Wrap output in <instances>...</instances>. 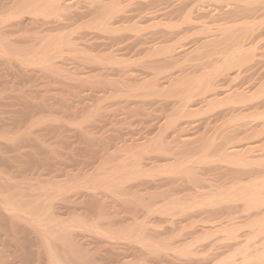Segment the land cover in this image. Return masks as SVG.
Here are the masks:
<instances>
[{
	"label": "rangeland",
	"instance_id": "374dc122",
	"mask_svg": "<svg viewBox=\"0 0 264 264\" xmlns=\"http://www.w3.org/2000/svg\"><path fill=\"white\" fill-rule=\"evenodd\" d=\"M61 2L63 3L64 7L63 6L62 7L64 8V10L62 8V9H59L60 11L57 12L52 8V10H50L51 11L50 14L54 13L55 14V15L53 14L54 16L52 14L50 15L49 12H46V11H49L48 9H51V7H48L47 5L43 6L44 8L42 7L43 9H41L42 12L40 11L39 13H37L38 15L35 18L36 23L34 20L35 15L31 16L30 13L25 14L27 18L31 19V17H33L31 20H34V22L31 24L32 26L31 25H30V27L28 26L29 28L27 29V33L29 30V33L31 32L30 34L29 33L26 34V32L22 31L23 26H15L16 24H13V23H15L16 19H15V17H13L14 19L12 18L11 23L15 27V29L13 28V31L11 33V44L13 45L12 48H14V49H12L13 52H14V50H16L14 52L16 54L17 49L19 51V49L22 47L21 49H23V48L24 49L23 50L20 49V52L25 51V53H27V51L29 50L31 45L35 44V43H29V42H37L38 43V41L40 42V40H43L44 44H45L44 46L47 47L46 52L49 53V56L47 58L48 59L50 58V60H48V59L45 60L46 65H43L44 62L38 63V61H36L35 56L37 55V58L39 60L40 54L39 53L35 54L33 52L30 53L31 55L30 54L27 55L28 57L31 56L30 57L31 59H29L27 61V59L25 58L26 61L23 63H20L21 65L19 64V62L13 60V62H12L13 68H11V69L9 68L10 70H8L9 74H10V76L8 74V78L10 79V80L8 79L9 82L7 81L8 84L7 83L3 84L2 82H0V84L1 83L3 84V86H1L2 84L0 85V92H1V89L2 88L5 89V87H6V90H9V89L11 90V91L10 90L7 91V93H9V92L11 93V94L10 93L7 94V96H6V98L8 97L7 100L8 99L9 100L8 101L6 100L7 101L6 105L4 107L2 106L0 109L1 111L5 112V116L7 114L6 117H7V121L9 122L8 128L11 129V130L8 129L10 131V136H12V139H10L11 140L10 141V144H11L10 151L11 152H9L10 153L9 154V157H10L9 158L10 159L9 166H10V169H14V170H11V172H13L12 175L15 177V179L13 177V179L15 180V183L17 184V182H19V184H17L19 186V185H21V182H22L21 186L23 187L22 189H24L25 196H29V195L32 196V197L29 196L28 198L26 197V199L30 198L29 203H30V201L33 200V204H34L35 198H33V195L39 196L41 193L45 194V195H41V196H44L46 198H44V197L39 198L40 196L39 197L35 196L36 198L39 199V202L41 200L42 201L45 200L46 202H48V200H46V199L49 198L50 196H52L53 192L55 194L59 195L58 199L56 198L57 200H53L54 203L57 202L54 204L55 209L57 211V216H59V217L61 216L58 220L59 221L63 220L64 222L70 223L72 221L76 222L74 220L77 217L76 218L77 222L78 223L83 222L82 225L84 224V221H85L86 225L84 224L83 226H80V228L76 227V226L81 224V223L78 224L77 222H76L77 225L75 224V227L74 228L72 227L71 230L73 233L75 232L74 233L75 235L72 233L73 237H71V238H73V239H71V240H73V241H71V242H73V246L75 247V249L78 252L80 251L79 254H82V252H85L84 254H87L86 252H88L87 255H90L93 258L95 257L96 262L97 261L99 262L98 264H102L103 260H104L103 264H106V263L107 264H230V262L229 263H226V262L230 261L232 259V257H231V259L228 258V260H227L226 256L228 257V255H230L232 253H233L232 255H234V252H236V249L239 250L241 248H246L245 250L246 251L248 250V252H246V254L247 255L250 254L251 258L249 259V257H246V260H244L245 259L244 256L240 257V255H238L239 256L238 257L236 254V257L234 258V260H231L232 263L236 262V264H237V263L242 262V264H245V263L246 264H260V263L263 264L264 259H262V257L264 258V253L263 252H262L263 254L261 253L262 257L260 259H259V257L261 255L259 256V253H260L261 249H263V251H264V230L262 232V229L257 227L259 225L254 224L257 221V219H256L257 216H259L256 214V212L258 213V212H260L259 210H261V209L263 210V207L259 208L258 210L256 208L255 209L252 208V209L248 210L247 204H249V202L246 203L247 199L246 200L241 199L242 203L240 202V200L236 201L237 199L236 200L234 199L235 201H233V202H231V200H233V199H226L225 202L222 201L223 203L221 201H220L221 203L215 202L216 206H214V203H211V204H208L207 205L208 207H206V208L204 207L206 204H203L202 205L203 207L201 205L195 206L193 208H195L196 210L191 208L192 209V210L190 209L191 211H189L188 209H186L185 211L182 209H178V211L173 210L174 211L173 215H175V219H174V216L172 215L173 212L172 213L170 212L172 215L171 216L170 214L169 215L167 213L165 214V212L163 211V209H164L163 204L165 203L163 200H165V198H162V197H163V195H166V192L164 191V189L167 191V188H170V185L166 184L167 182H165L166 181L165 177H169L168 178L169 180L167 179L168 182L171 181L170 179H176V181H175L176 183L172 184V186H174V187L177 186L176 188H178V189L183 188L184 192H182V191H181L182 193L179 192V193H181V195L183 194V196H186L185 194H187V191L191 192L194 188L197 189V191L195 189L193 190L195 193L198 192V193H196L198 195L195 196V200L193 199V196L191 197L192 199L189 198L191 196V195L189 196V193L187 195V196H189L188 200H184V198L187 199L186 198L187 196L183 197V201L180 200L181 202H184V204H187L189 202L197 201L198 198H200V200H201L202 199V193H201L202 191L200 190V188L203 190V192L208 194L210 185L213 182H214L213 185L215 184V186L211 185L212 189H215V190L218 189L219 190L220 186H217V183H219L218 185L222 186V187H220L221 190L225 189L224 192H228L229 190L227 188L229 186H231L232 183L236 184V182H237L238 184H236V185L240 186L239 184H240V182H242L241 180L244 179L243 183H241V185L244 184V182H245V187H247V186H250V183H251L250 179L255 178L258 174H260L262 176L264 175L260 172L262 170L259 169L261 164H262L261 166H264L262 163V162H264V158H263L264 151L260 149V148L264 147V144H263L264 143V115H263L264 114L263 113L264 112V102H263L264 101V95H262V93H264V91H262V90L260 91V89L262 88L261 85L264 84V18H230L229 16H227L228 15L227 10L231 9L230 8L231 6L228 7V5H225L227 3L221 4V1H219V0H66L64 2L63 1H61ZM24 4H27V3H24ZM24 4H22V2H20V3H18L17 6L22 5V7H23ZM106 4L108 7L106 6ZM108 4H110V5H108ZM118 5H120L119 9L116 10L115 8H117ZM111 6H112V8H111ZM46 7H48V8H46ZM114 9L116 10V12L112 11ZM10 12L11 11H8V13H5V14H8L7 16L9 17ZM109 12L110 13L115 12V13L110 15ZM11 14H12V12H11ZM109 15L111 17H109ZM11 16L12 15H10V17ZM105 16L107 18H112L111 23H110L111 24L110 29L114 26L113 28L115 29V31L112 28V30L114 32L111 30L112 32L110 33V29L105 31V30L97 27L98 26L97 23H99V18H104ZM93 18H95V19H93ZM90 19H91V21H90ZM92 19H93V21H92ZM39 20L42 22H40ZM57 20H59V21L57 22ZM133 20H134V25L136 24L135 26L132 23ZM159 21H161V25H160ZM155 22L156 23L159 22V23L156 24ZM88 23L93 24V26H94V24H95V26L96 25L97 26L96 27L94 26L95 27L94 28L92 25H90ZM166 23L168 26L166 25ZM173 23H175L176 26L178 25V27L173 25ZM83 24H85V25H83ZM110 24H109V26H110ZM137 24H139V25H137ZM151 24L153 25L152 27H151ZM155 24H156V26H155ZM38 25H39V27H38ZM88 25L90 28L87 27ZM123 25H125V26H123ZM130 25L131 26L133 25V27H136V26L137 27L133 28ZM164 25L167 26V28ZM182 25H183V27H182ZM46 26H47V28H46ZM120 26L122 28H119ZM172 27H175V28H172ZM41 28H43V29L45 28V30H43ZM159 28H160V30H159ZM40 29H41V32H40ZM94 29L95 30L97 29V31H95ZM99 29H100V32H99ZM178 29H180L179 32H178ZM205 29H207L208 32H206L207 30L205 31ZM11 30H12V28H11ZM116 30L117 31L120 30V32L117 33ZM124 30H125V33H124ZM129 30H130V32H129ZM198 30H200V31H198ZM139 31H141V32H139ZM102 32H105V33H102ZM18 33H20V34H18ZM39 34H40V36H39ZM57 34H58V36H57ZM61 34H63V35H61ZM158 34H160V35H158ZM19 35H21V36H19ZM59 35H61V38ZM64 35L66 37L69 35L70 37L68 36L66 38ZM137 35H139V37ZM169 35L171 36V38ZM166 36H167V38H166ZM37 37H39V39ZM56 37L57 38L59 37V38L57 39ZM46 38H48L49 40ZM52 38H53V40H54V38H55V40H58L57 43H60L65 38L66 39L64 41H62L63 43L67 39H71L72 43H71V41L68 44H67V42H65L64 43L65 46L62 44L63 47H61L59 45V47L56 46V49H55L52 47V45L54 46V44L50 42V41H52ZM160 38L164 39V40H161ZM178 39H180V40H178ZM237 39H238V41H237ZM242 39H244V40H242ZM23 40L25 43L23 42ZM159 40L162 42H159ZM174 40H177V41H174ZM209 40H213V41H209ZM215 40H216V42H214ZM129 41H130V43H129ZM164 41H165V44H164ZM178 41H181V43H178ZM21 42H22V45H20ZM172 42H174V43H172ZM236 42L239 43V45H237ZM240 43H242V44H240ZM29 44H31V45H29ZM170 44H171L172 48L169 47ZM200 45L203 47H201ZM19 46H20V48H19ZM121 46L122 47L124 46V47L122 48ZM239 46L240 47L242 46V48H245V49L239 48ZM15 47H16V49H15ZM200 47H201L202 52L206 49L205 54H204V52L201 53ZM235 47H237V49ZM57 48H60V49L62 48L61 49L62 52H60L61 50L57 49ZM153 48H154V50H153ZM166 48L168 49L167 50L168 52H166ZM49 49H52V51ZM53 49H54V51H53ZM157 49L159 51L161 49L160 52L161 53L164 52L166 54V57L168 56L167 57L168 59L165 58L164 53L162 54V56H160V54H158V55L155 54V52L157 53ZM238 49H240L241 52ZM119 50H120V52H119ZM162 50H163V52H162ZM193 50L196 52H194ZM49 51H51V52H49ZM215 51H216V53H214ZM242 51H243V53H246L245 56L247 55V58H249V59L246 58L247 61L245 60L242 63H239L240 65L242 64L241 66L238 65V63H237V66H236V64L234 65V63L230 64L231 66L229 64L225 63V62H227V60L229 58H231V59L234 58V60H236L237 58L241 57ZM246 51L250 52L251 55H250V53L247 54ZM206 52L208 54V57H207ZM211 52H213V53H211ZM51 53H52L53 57H50ZM17 54H19V52ZM34 54H35V56H34V58H32ZM57 54H60V56H58ZM188 54H189L190 58H189ZM101 55H103V56H101ZM153 55H154V57H153ZM114 56H117V57H114ZM199 56H201V57H199ZM95 57H97V58H95ZM113 57L115 59L114 62L116 63V65L122 64L126 59L127 62L125 61L126 63L123 65L127 66L128 70L126 71L125 69H123L125 71L120 72V69H118V67H120V65H117L118 66L117 67L115 65V63L112 62L113 60L111 58H113ZM174 57H176L177 59ZM197 57L200 59H198ZM101 58H102V60H101ZM104 58H106V59H104ZM171 58H172V60H171ZM178 58H180V59H178ZM193 58L196 59V61L193 60ZM99 59H100V62L101 61H103V62L99 63ZM212 59H213V61H211ZM30 60H32V61H30ZM33 60L36 61V64H34V65H33V63H35V61H33ZM51 60H53V61H51ZM105 60L107 63L105 62ZM108 60L110 62H108ZM130 60L131 61L134 60L133 61L134 63L131 62ZM167 60H169V61H167ZM170 60H171V62H170ZM180 60H181V62H180ZM208 60H209V63H208ZM128 61H129V63H128ZM49 62L52 66L49 65ZM96 62L99 64H97ZM195 62L196 63L198 62V63L196 64ZM200 62L202 64L201 65L202 67L199 64ZM210 62H212V63H210ZM30 63H32V64H30ZM108 63H110L111 67H109ZM145 63H147V65L148 64L149 65L147 66ZM182 63H184L183 67H181ZM190 63H191V65H187ZM206 63L208 65L209 64L210 65L207 66ZM179 65H180V68H179ZM184 65L185 66L187 65L186 69H185ZM225 65H227V66L225 67ZM30 66H32V67H30ZM176 66H177V68H175ZM14 67L15 68L18 67L17 71ZM152 67H154V68H152ZM187 67H189V68L187 69ZM205 67H207V68H205ZM216 67H217V69H216ZM33 68H36V69H33ZM129 68H131V69H129ZM210 68H212L213 70L215 69V70L213 71ZM1 69L2 68L0 67V72L2 71ZM106 69L107 70L109 69V70L107 71ZM111 69H112V71H110ZM114 69H116V70H114ZM170 69H175V71L174 70L172 71ZM177 69H178V71H177ZM195 69H196V71H195ZM183 70H184V74L181 73V71L183 72ZM203 70H204V72H202ZM11 71H13V72H11ZM25 72H28V73H25ZM141 72H143V73H141ZM194 72L195 73L197 72V73L195 74ZM200 72H202V74ZM212 72H213V74H212ZM98 73H99V75H98ZM178 73L181 75L179 76ZM186 73L190 76V78H192L194 76L193 81L191 79H189V76H187V75H186L187 77L183 76ZM190 73H192V74H190ZM171 74H172V76H171ZM197 74H198V76H200V75L205 76L204 81H206V82L208 81V79L211 81L213 80L214 82L213 83L211 82V83L214 85V89H212V90L213 91L216 90V91L213 92L211 90V91H207L210 93L205 92L206 96H203V97L206 98L207 100L210 99L209 100L210 102L208 101V103L206 100V102L201 104L202 100H201V98H198V97H200V95H205V94H198L199 95L198 97L197 96L194 97V101H196L197 98L199 100V102H195L196 105H198L197 108H196L195 103H193L195 105L194 110L196 109V111H197V109H198V112H197L198 115L197 116H199L201 111H203L204 113L201 112V114H202V116L200 115L201 117H197L196 115H195V118L193 117V120L195 121V122L193 121L194 122L193 125L191 124V126H189L188 124H185L186 128L189 126V128L192 127L193 129L190 128V129H192L191 131L189 128L186 129L187 131L184 129L185 131L182 132L184 135L180 134L183 136H180V135L177 136L176 134H173L172 130H170V131H172V133L169 131L168 135L173 134V135H175L174 137L176 138V139H174L172 137L173 135L171 137L167 136L168 138L169 137L172 138L171 140L174 139L173 144L170 143V147H176L174 144H175V141L178 144L177 137H179L178 139H180V140H185L186 138L185 139H183V138L185 137L186 134H187L186 135L187 138H189V136L190 137L193 136L191 139L190 138L188 139V140H191L190 142H192V143L189 142L190 143L189 144L188 141L186 140V143H187V144L185 143L186 147H188L187 145L189 144L191 148H195V146H196L195 143H197V141L199 143L202 142V145L207 144L208 138L204 139L206 142L201 141V138L205 137L204 135H205L206 131L208 132L206 134L209 135V138H210V134H211V137H213L212 135H214L217 131H219V132L217 133V135L215 134L214 137H216V136L219 137V135L222 136L223 134H224V136L225 135L227 136L228 134L233 133L234 135L232 134V135H229L227 137H229V138L233 137V138H231L232 140L233 139L235 140L237 138L236 141L242 140V142H240V143H239V141L234 142V140H233V142L235 143L233 145H235V146L240 145L241 148L246 149L245 147L248 146V148H250L249 145L251 144V146H252L251 148H253L254 150H252L253 152H250L249 155L250 156L254 155V158L255 159L257 158L259 163L263 159L261 164L258 165L259 163L257 161L253 162V163H258V164H255V166H252L253 163L251 164V166L247 164L250 167H248L249 169L244 168V169H246L245 170L246 172H249L248 170H250V168H253V169L250 170L249 174H247L246 172H245L246 173L245 174V173L241 172V171H244L243 168L240 167L241 168L240 169L239 166H237L238 168L235 167L236 163L234 164L233 167H231L232 165L231 166L228 165L229 162L227 163L226 161H223V163H221L222 161L217 160V156L211 157V159H210L209 158L210 157L209 152H210V155L212 156L213 155L212 153L220 150L219 148H218V150H216L215 147L217 145H218L217 147L220 146V144L223 140L222 139L220 142L221 138H226L223 136L221 138L219 137L220 139H218L220 143L218 142L217 138L215 139L218 142V144L215 143V145H214L215 147L212 148V149H215V150H213L214 152L213 151L211 152L210 150L208 151V153H207L208 154V160L205 157V158H203V160L205 159V161L199 162V160L202 159V158H200V156H201L200 152H196L197 150H195V149L192 150L190 147L187 148L189 151L191 150L190 151L191 154L196 152L195 154H197V158L196 157L195 158L197 160L199 159L197 161L194 158L195 161H197L196 162L197 164L193 163L194 165H192V164L190 165V166H192L191 167L192 169H196V171H195L196 174L198 173L197 177L196 176L193 177L194 179H191L190 177L188 179L185 175L184 176L186 178L184 177L185 178L184 179L183 176H181L182 172H178L176 174L173 173V175H171V173H170L169 176H166L165 173H164V175H162L163 173L160 175L161 172H157V174H156V175H158L157 177L153 176V178H154L153 180H150V179L148 180V178H147L148 181L143 182L144 185H139V186L132 188L130 191L132 193H128L129 192L128 190H127V193L125 192L124 194H123L124 191L121 192L122 194H120V192H116L115 194L111 193L112 194V197H111V195H109L110 193L109 192H108L109 194L107 193V190H105V191L103 190L102 186L104 184L102 185V183L99 182L100 176L98 178V175H102V177L104 176L103 175L104 170L101 169V167L103 168V166L105 165L103 163L106 162L107 158L110 159L109 155L113 156V154H114L113 152H115V150H116V152H115L114 156H116V155H118V156H116L115 158H114V156L113 157L111 156V159L113 160L114 163H120V161H121L120 156H123L122 155L123 153L124 154L127 153L125 151L133 150L134 152L135 151L138 152L137 148L143 149L144 147H146L144 145H146L147 141L150 143V144H148V143L147 144L149 146H151V142L153 141L151 139L155 135L157 136V134H158L157 131H160V130H158L160 128L159 124L166 121V119H167L166 115H169L170 111H172L173 109L175 110V111H172L171 114L176 112L177 108L171 109V106L176 107L177 106L176 103H178V105H180L179 103H181V101L183 99L185 100V98H186L185 96H188L187 93L190 92V90L194 91L195 88H193V87H196V85L195 86H193V85L196 84L197 82H195L194 84H192V83L196 79H198V78L200 79L202 77V76H200L197 78L196 77ZM14 75H15V77H14ZM112 75H115V76H112ZM160 75H161V77H160ZM18 76H19V79H18ZM96 76H97V78H96ZM109 76H111V77H109ZM119 77H121V78L124 77V78L121 79ZM126 77H127V79H126ZM180 77H182V78L180 79ZM213 77H214V79H213ZM16 78H17V80H16ZM140 78H141V80L144 79L143 81H146V82L150 81L149 84L147 83L148 85L146 84L145 87H143V89L147 88V90H146V93H147L148 88L151 86L152 90L150 88L149 89L150 93L148 92L147 94H149V95L154 94V95H152L153 97L150 95L151 96V98H150L149 95H147L146 93L145 94L147 96H145V95H144V97L138 96V94L141 93V91L139 89H141V87L144 86V84H145V82L141 81ZM162 78H163V80H162ZM206 78H207V80H206ZM145 79H147V80H145ZM115 80H118V81L116 82ZM137 80H139V81H137ZM171 80H176L177 82L171 81ZM189 80H191V81L189 82ZM126 81H128V82H126ZM130 81H132L131 85L129 84L131 87L130 88L128 86L124 87V83L128 84ZM169 81H171V82H169ZM186 81L189 82L190 84H188ZM173 82H174V85L172 84ZM179 82L181 85L178 84ZM121 83L123 84L122 86L119 85ZM132 83L134 84V86L132 85ZM135 83H136V85H137V83L139 85H137V87H136ZM150 83H152L153 85H151ZM140 84H142V86H140ZM170 84H172V85H170ZM182 84L184 85L183 87H182ZM155 85L157 86V88ZM191 85L193 87H191ZM7 86H9L10 88H8ZM118 86H119V88L122 87L124 90H120V89L117 90ZM147 86H149V87H147ZM165 86L171 87V88L167 87L166 88L167 90L165 89L168 96H169V92L170 93L172 92L169 90H172V89H173V92L175 94H177V92L179 91L180 92V94L178 93L179 96L172 93L171 95H173V96L170 95L171 96V98H170L167 96V94L164 90L162 91V94H159V92H161L160 89L161 88L163 89V87L165 88ZM172 86H176L174 88H175V90L178 89L177 92L174 91V88H172ZM112 87H113V89H112ZM158 87L160 89H158ZM181 87L183 88V92L185 90L187 92L185 91L183 93ZM215 87H216V89H215ZM153 88H154V90H153ZM191 88H193V89H191ZM109 89H111V90H109ZM131 89H133V90H131ZM134 89L135 90L138 89V91H140V92L137 94L136 91H134ZM155 89H156L157 93H156ZM116 90L118 92L131 90V92L134 91L135 94L133 93L134 94L133 95L131 93L132 94V96H131L130 94H128L130 91H128L127 93L125 92L131 98L127 97V95H125V94H121L123 96L125 95L127 97V99H130L132 101L127 100L125 96H124L125 99L121 98L122 96L121 97L118 96L116 98H119L120 100L119 99L115 100L114 95L116 96V92H117ZM259 91L261 93H259ZM120 92H119V94H120ZM211 92H212V94H211ZM229 92H230V94H229ZM241 92L245 93L244 95L242 94L244 96V98H246L249 95L248 96L249 99L246 98L247 103L244 102L245 101L244 100L242 102H238V104L236 103L237 104V106H236L235 103L230 102L233 106H231V104H228L229 106H231V107H229L226 103V102L229 103L227 96H231V94L234 95L236 93L241 94ZM111 93H113V94H111ZM182 93H183L184 98L181 95ZM136 94H137V96H135ZM174 95H175V99H173ZM224 95H226V96H224ZM242 95H240V96L243 98ZM215 96H216V98H215ZM140 97H142L141 102H140L141 99L139 100ZM145 97L149 98V99H146ZM168 98H170L169 99L170 101L168 100ZM204 98H202L203 101H204ZM172 99L175 101H173ZM225 99L227 100L226 102L224 101ZM10 100L12 102H10ZM171 100H172V102H171ZM213 100L215 103L213 102ZM116 101H118V102H116ZM178 101H180V102H178ZM223 101L226 104L223 103ZM163 103H165V104H163ZM182 103H184V101ZM206 103L208 105H206ZM173 104H174V106H173ZM155 105H157V106H155ZM241 105H243V106H241ZM145 106H148L149 109H148V107H145ZM164 106H166V107H164ZM200 106L202 107V109ZM150 107L152 110L150 109ZM121 108H123L124 110ZM134 108L136 111L134 110ZM200 109H201V111H200ZM206 109H207V111H205ZM146 110H148V111H146ZM165 110H166L167 114L165 113ZM192 110H193V108H192ZM230 111H231V113H228ZM232 111H233V113H232ZM257 111H258V114H257ZM149 112H150V114H149ZM163 112H164V114H163ZM255 112H256V115H255ZM145 113L146 114L148 113V114L146 115ZM152 113H153V115H152ZM159 114L162 117H160ZM149 115H151V116H149ZM170 115H169V117H170ZM236 115H238V116H236ZM258 115L259 116L261 115V116L259 118H256V117H258ZM203 117H205V118H203ZM200 118H202V119H200ZM205 119H208L207 122L209 124H211L210 126L208 125V123L206 122ZM209 120L211 122H209ZM226 120H228V121L226 122ZM21 124H22V126H21ZM216 124H218V126ZM7 125H8V123H7ZM18 125H20V126L18 127ZM207 125L209 126V128L206 127ZM24 126L27 128H24ZM194 126H195V128H194ZM198 126H200V127L196 128ZM216 126H217V128H214ZM182 127H183V125L181 126V128ZM218 127L220 130H216V129H218ZM20 128H22V129H20ZM23 128L26 130H24ZM205 128H206V131L204 130ZM15 129L16 130L18 129V130L15 131ZM210 130H212V131H210ZM215 130H216V132H215ZM230 130L233 132L230 133L231 132ZM21 132L23 133L22 135L20 134ZM223 132L228 133V134H225ZM152 133H154L155 135L154 134L152 135ZM17 134H20L19 135L20 137L22 136L21 138L19 137L20 140L18 139ZM235 134L237 136H235ZM147 135H149V136H147ZM147 137L151 138V139H149L150 141L148 140ZM194 137H195V139H194ZM199 138H200V141H199ZM242 138H244V139H242ZM169 139H167V140H169ZM143 141H145V144ZM17 142H18V144H17ZM165 142H168V141H165ZM237 143H239V144H237ZM19 144H21V145H19ZM136 144H138L139 147ZM141 144H144V145H142L143 148H142V146L140 147ZM171 144H172V146H171ZM180 144L181 143L179 142V146H177V147L185 146L184 144L183 145L181 144V146H180ZM253 144L254 145L256 144L255 148H254ZM261 144H263V145H261ZM200 145H197V146H200ZM259 145H260V147L257 149L256 146H259ZM116 147L119 148L120 150L116 149ZM128 147H129V149H128ZM121 148H123V149H121ZM185 148L182 147V150H184ZM178 149L179 148H177V150ZM187 149L184 151L186 153L188 152V154H187V157H188V156H190V154H189L190 152L187 151ZM182 150L179 149V151H182ZM192 151H193V153H192ZM185 152H183V153L185 154ZM257 153H259L260 155L262 154L261 155L262 157ZM17 154H18V156H15ZM251 154H253V155H251ZM214 155H218V154H214ZM249 155H248V157L250 158ZM107 156H109V157H107ZM152 156H153V154H152ZM152 156H150V157H152ZM184 156L186 157V154ZM146 157L148 159H146ZM144 158H145V160L143 161V163H144L145 167L148 168V166L150 167L151 165L152 166L156 165L154 157L150 159L148 155L147 156L144 155ZM116 159L119 160V162ZM209 159L211 161H209ZM218 159H220V158H218ZM251 159H253V157ZM255 159H253V160H255ZM23 160H24V162H23ZM97 160H99V161H97ZM102 161H104V162H102ZM115 161H117V162H115ZM146 161L148 162V164L146 163ZM212 161H214V162H212ZM218 161H220V162H218ZM160 162H162V161H160ZM160 162L158 161L157 164H160ZM209 162L210 163L212 162V163L210 164ZM19 163H21V164H19ZM153 163H154V165H153ZM214 163H215V165L213 166ZM102 164H103V166H101ZM226 164L228 165V167ZM99 166H101V167H99ZM193 166H195V168H193ZM240 166H241V164H240ZM197 168H198V170H197ZM255 168L256 169L258 168L260 173L258 171H256ZM100 169L102 171H99ZM262 169H264V167ZM205 170L208 173L205 172ZM252 170H254L253 171L254 173H252V174H255L257 172L256 173L257 175H252L251 174ZM99 172L102 174H100ZM210 172L212 173L211 175H210ZM238 172H239V174H237ZM240 172L243 174H241ZM262 172L264 173V171H262ZM17 173H18V175H16ZM90 174H91V176H90ZM174 174H175V177H174ZM235 174L237 177L233 176ZM170 175H171V177H170ZM260 175H258L255 180H258L257 178L260 179L262 177V176L259 177ZM17 176H18V178H17ZM93 176H96L97 178H95ZM252 176H254V177L251 178ZM209 177H210V179H208ZM227 177L229 178V180ZM230 177L233 178L234 180L231 179ZM51 178L54 180V182H53V180H51ZM196 178H198L199 180ZM200 178H202V179H200ZM155 179H157V180H155ZM203 179H205V180H203ZM223 179H224V181H223ZM14 180H13V182H14ZM16 180H17V182H16ZM26 180H27V182H26ZM30 180H32V181H30ZM50 180H51V183H50ZM135 180L137 181V184H139L140 180H138V179H133L132 182L129 181V183H131V184H129V183H127V184H129V186L130 185L132 186V185L136 184ZM190 180H192V181L195 180L196 184L194 182H191ZM216 180H217V182H216ZM28 181H30V182H28ZM91 181L94 183V185ZM160 181H161V183H160ZM163 181L165 183H163ZM228 181L229 182L232 181V182L229 183ZM13 182H12V184H13ZM33 182H34V184H33ZM60 182L62 185L58 184ZM15 183H14V186L16 185ZM41 183H42V185H41ZM52 183H54V184H52ZM74 183L77 185V187ZM77 183H79V184H77ZM82 183H83V185H82ZM99 183H101V184H99ZM190 183H192V185ZM247 183L249 185H247ZM24 184H26V186ZM84 184H85V186H84ZM87 184H88V186H87ZM161 184H164V186H162ZM180 184H181V186H180ZM99 185H100V187H99ZM159 185L162 187H159ZM188 185H190V186H188ZM198 185L203 186V188L199 187ZM35 186H36V188H38L39 191L36 188H34ZM56 186H58L60 189ZM89 186H92V187L90 188ZM191 186L194 188H192ZM208 186H209V188H208ZM88 187H89L90 191L87 189ZM186 187L189 188L190 190L189 189L187 190ZM242 187H244V186H242ZM29 188L33 189V190L31 189L32 193L29 191L30 190ZM55 188L58 190L55 191ZM184 188H186V189H184ZM211 188H210V190H211ZM27 189H28V191H27ZM133 189H134V192H133ZM147 189H148V191H147ZM25 190L29 193L25 192ZM64 190L65 191L68 190V191L65 192ZM154 190L155 191L157 190V191L154 192ZM136 191H138V192H136ZM193 191L191 193H194ZM57 192H59V193H57ZM159 192H162L163 194L162 193L160 194ZM91 193H93V194H91ZM134 193H135V195H134ZM170 193H172V192H170ZM179 193H178V195L180 196ZM60 194H62V195H60ZM90 194H91L92 198H91ZM136 194H137V197H135ZM151 194H152V196H151ZM167 194H169V193H167ZM57 195H55V197ZM105 195H109V196H105ZM138 195H139V197L141 196L142 198L141 197L139 198ZM153 195L155 198L153 197ZM158 195L159 196L161 195L160 196L161 198ZM178 195H175V196H177V198L179 199L181 196L179 197ZM84 196H85V198H84ZM204 196H205V194H204ZM132 197H134V198H132ZM196 197H198V198L196 199ZM111 198H112V200H111ZM145 198H146V200H145ZM116 199H117V201L118 200L119 201L117 202ZM153 199H156V200H153ZM161 199H163V200H161ZM120 200L122 202H120ZM123 200L124 201L126 200V201L124 202ZM189 200H191V201H189ZM72 201H73V203H72ZM153 201H154L155 206L152 204ZM161 201H163L164 203H162ZM186 201H189V202H186ZM35 202H37V201H35ZM142 202H143V205H141ZM114 203H115V205H114ZM116 203H118V204H116ZM122 203H123V205H122ZM232 203H234V204H232ZM30 204H32V202ZM212 204H213V207H212ZM45 205H47V203H45ZM68 205L70 208L68 207ZM129 205H131V206H129ZM152 205H153V208H152ZM230 205L232 206V208ZM234 206H235V208H233ZM72 207H75V208H72ZM154 207H155V209H154ZM160 207H162L163 209L161 210ZM245 207H246V209H245ZM203 208H205V209H203ZM103 209H105V210L103 211ZM223 209H224V211H223ZM76 210H78V211H76ZM237 210H239V211H237ZM253 210H254V212H253ZM88 211L91 213H89ZM99 211H100V213H99ZM73 212H74V216H73ZM115 212L117 215L115 214ZM141 212L143 213V215ZM221 212L222 213L224 212L221 215L222 217L220 216ZM60 213L62 215H60ZM146 213H147V215H146ZM182 213H183V215H182ZM232 213H236V214L238 213V215H235V214L232 215ZM100 214H102V215H100ZM139 214H140V216H139ZM246 214H248V215H246ZM230 215L232 217L235 216V217H233L235 219L234 220L231 219L230 221L235 226H237V227H235V228H237L236 229V235L239 236V238H238V240L234 239V240H236V242H234L233 239L230 240L229 239L230 236L228 238V235H230V234H228L229 232L225 233V230L222 229L223 226L227 225L230 222L228 220V216H230ZM82 216H85L86 218L82 217ZM95 216H96V218H95ZM103 216H104V218H103ZM145 216L146 217L148 216V217L146 218ZM231 216H230V218H231ZM252 216H254V217L252 218ZM214 217L215 218L218 217L217 218L218 220L217 219L215 220ZM237 217H239V218H237ZM99 218H101V219L98 220ZM121 219H123V220H121ZM137 219H138V221H137ZM143 219H145L146 221H144ZM251 219L253 222L251 221ZM66 220H68V221H66ZM90 220L93 224L98 221L96 223L97 224L96 226H98L100 228L96 227L95 224L92 226V223L90 222ZM219 220H222L221 223ZM243 220H244V222H243ZM111 221H113L114 224ZM207 221L209 223H207ZM218 221H219V223H218ZM88 222H90V223H88ZM137 222H139L140 224ZM169 222H170V224H169ZM214 222H217L218 224H215ZM222 222H224V224ZM131 223H132V225H131ZM235 223H238V224L236 225ZM246 223H250L251 225L246 224ZM172 224H174V225H172ZM229 224H231V223H229ZM73 225H74V223H73ZM135 225H136V227H135ZM89 226L93 227L94 229L91 227H90L91 228L90 229ZM108 226L109 227L112 226V227H110V230L108 229L109 228ZM139 226H141V227H139ZM117 227H119V228H117ZM106 228L108 229V232H110L111 235L107 231L103 230ZM78 229H80L81 231ZM83 229H85V232ZM120 229H121V231H120ZM143 229L144 230L146 229V230L144 231ZM128 230H129V232H128ZM213 230L215 232L217 230V232L215 233ZM118 231L121 232V234ZM98 232H100V233H98ZM90 233H91V235H90ZM101 233H103V234H101ZM105 233L107 235H104ZM116 233H118V234H116ZM126 233L127 234L129 233V234L126 235ZM137 233H138V235H137ZM95 234H97V235H95ZM114 234H115V236H114ZM140 234L145 235L144 237L147 239L143 238V236H142L143 239L142 238L140 239V237H139ZM225 234H226V236H224ZM146 236H148L150 238H148ZM123 237H125V238L123 239ZM131 237L133 238V240H131ZM199 237H200V239H198ZM68 238H67V240L70 239V238L69 239ZM75 238L77 239V242H76ZM128 238H129V240H127ZM134 238H135V240H134ZM140 240H144L145 242L140 241ZM152 240H154V241H152ZM79 241L81 244L79 243ZM190 241H191V243H190ZM155 242H157V243H155ZM187 242H189V244ZM14 243L15 242H13V245L11 243L12 249L15 248ZM158 243H160V244H158ZM235 243H237V244H235ZM145 244L148 246H145ZM160 245L163 246V248L165 247L166 249L161 248ZM187 246H190V247H187ZM178 247L179 248L185 247V249L187 248L188 253L180 251ZM248 247H250V248L247 249ZM172 248H174V249H172ZM176 249H178L179 251L177 250V252H175ZM254 249H255V251H254ZM153 250H155V251H153ZM181 250H183V248ZM189 250H190V252H189ZM241 250H243V249H241ZM241 250H239V251H241ZM258 250H259V252H256ZM65 251H66V249L62 250V247H61L60 251L58 250L57 253H59V256L61 258L63 257V259L65 258V260L68 259V261H67L68 264H79V263L82 264L81 260L77 261L76 258L69 251H66L67 253H65ZM164 251L166 254L164 253ZM251 252H252V254H251ZM256 253L258 255H256ZM183 254H185V255H183ZM255 255H256V257H255ZM67 256H68V258H67ZM241 256H242V254H241ZM257 257H258V261H257ZM102 258H104V259H102ZM242 258H244V259H242ZM247 258H248V260H247ZM77 259H79V258H77ZM237 260H238V262H237ZM219 261H220V263H219ZM221 261H223L224 263Z\"/></svg>",
	"mask_w": 264,
	"mask_h": 264
},
{
	"label": "bare ground",
	"instance_id": "6f19581e",
	"mask_svg": "<svg viewBox=\"0 0 264 264\" xmlns=\"http://www.w3.org/2000/svg\"><path fill=\"white\" fill-rule=\"evenodd\" d=\"M61 1H66V0H0V67L2 68L1 70L3 71H1L0 72V82H2L3 84H5V83H7V81H8V74H9V71L8 70H10L11 68H13V65H12V62H13V60L14 61H17V62H19V64L20 63H23V62H25L26 61V59H27V61L29 60V59H31L30 57L31 56H27L28 54H30V53H35V54H37V53H39L40 54V58H39V60H38V58H37V55L35 56V54L33 55V57L32 58H34V56H35V58H36V61H38V63L40 62V63H43V65H46L45 64V60H47L48 58V56H49V53L48 52H46V50H47V47H45L44 45V41L43 40H40V42L38 41V43L37 42H29V43H35V44H33V45H31V44H29V45H31V47L29 48V50L27 51V53H25V51H21L20 52V49L22 48H20V46H19V51H18V49H17V53L19 52V54H15L14 52L16 51V50H14V52H13V50L12 49H14V48H12L13 47V45L11 44V33H12V31H13V28L15 29V27H14V25L13 24H16L15 26H23V28H22V31L23 32H26V34H28L29 33V30H28V33H27V29L30 27V25L34 22V20H35V23H36V17H37V13H39L40 11H41V9H43L44 7L43 6H48V7H51V9H48L49 11H46V12H49V14H50V10H52V8L55 10V11H60L59 9H62L64 6H63V3L61 2ZM219 1H221V4H225V3H227V4H225V5H228V7L229 6H231L230 8L231 9H228L227 10V16H229L230 18H264V0H219ZM20 2H22V4H24V3H27V4H24L23 5V7H22V5L20 6H17L18 5V3H20ZM223 2V3H222ZM62 4V5H61ZM116 4V3H115ZM118 4V3H117ZM108 5H110V4H108ZM63 6V7H62ZM106 6H107V4H106ZM119 6L120 5H118V7L117 8H115L116 10L117 9H119ZM122 6V5H121ZM224 6V5H223ZM43 7V8H42ZM48 7H46V8H48ZM108 7V6H107ZM111 8H112V6H111ZM110 9V8H109ZM112 10V11H115L116 12V10ZM63 10H64V8H63ZM102 10V9H101ZM108 10V9H107ZM7 11V12H6ZM8 11H11L12 12V14H11V12H10V14H9V17L7 16L8 14H5V13H8ZM110 11V10H109ZM42 12V11H41ZM115 12H113V13H115ZM27 13H30L31 14V16H34V20H31L33 17H31V19L30 18H27L26 17V15L25 14H27ZM45 13V12H44ZM103 13V12H102ZM108 13V12H107ZM110 13V12H109ZM113 13H110V15L111 14H113ZM5 14V15H4ZM42 14V13H41ZM52 14V13H51ZM50 14V15H51ZM54 14V13H53ZM52 14V15H53ZM57 14V13H56ZM98 14V13H97ZM10 15H12L11 17H10ZM44 15V14H43ZM48 15V14H47ZM55 15V14H54ZM53 15V16H54ZM101 15V14H100ZM109 15V17H111ZM99 16V15H98ZM114 16V15H113ZM112 16V17H113ZM225 16V15H224ZM13 17H15V23H11L12 22V18ZM100 17V16H99ZM98 17V18H99ZM106 17V16H105ZM99 18V23H97V27L98 28H100V29H103V30H105V31H107L108 29H110V27H111V19L112 18ZM114 18V17H113ZM14 19V18H13ZM38 19V18H37ZM56 19V18H55ZM61 19V18H60ZM93 19H95V18H93ZM93 19H92V21H93ZM119 19V18H118ZM123 19V18H122ZM52 20V19H51ZM132 20V19H131ZM17 21V22H16ZM40 21V20H39ZM50 21V20H49ZM59 20H57V22H58ZM90 21H91V19H90ZM96 21V20H95ZM117 21V20H116ZM139 21V20H138ZM40 22H42V21H40ZM61 22V21H60ZM98 22V21H97ZM113 22V21H112ZM125 22V21H124ZM136 22V21H135ZM160 22V25H161V21H159ZM159 22H155L156 24H158ZM178 22V21H177ZM192 22V21H191ZM190 22V23H191ZM34 23V24H35ZM46 23V22H45ZM96 23V22H95ZM133 25H134V20H133ZM131 23V24H132ZM170 23V22H169ZM47 24V23H46ZM56 24V23H55ZM54 24V25H55ZM58 24V23H57ZM88 24H90V23H88ZM109 24H110V26H109ZM154 24V23H153ZM156 24H155V26H156ZM163 24V23H162ZM44 25V24H43ZM51 25V24H50ZM83 25H85V24H83ZM87 25V24H86ZM90 25H92L93 26V24H90ZM118 25V24H117ZM133 25L131 26V27H133ZM136 25V24H135ZM134 25V26H135ZM137 25H139V24H137ZM166 25H167V23H166ZM173 25H175L176 26V24L175 23H173ZM29 26V27H28ZM32 26V25H31ZM35 26V25H34ZM45 26V25H44ZM60 26V25H59ZM94 26H95V24H94ZM93 26V27H94ZM95 26V27H96ZM123 26H125V25H123ZM141 26V25H140ZM153 25L151 24V27H152ZM165 26V25H164ZM168 26V25H167ZM167 26H165L166 28H167ZM38 27H39V25H38ZM42 27V26H41ZM50 27V26H49ZM66 27V26H65ZM87 27H89V25L87 26ZM92 27V28H93ZM94 27V28H95ZM114 27V26H113ZM112 27V28H113ZM137 27V26H136ZM136 27H133V28H136ZM142 27V26H141ZM176 27H178V25L176 26ZM180 27V26H179ZM182 27H183V25H182ZM181 27V28H182ZM192 27V26H191ZM11 28H12V30H11ZM21 28V27H20ZM46 28H47V26H46ZM59 28V27H58ZM63 28V27H62ZM90 28V27H89ZM112 28L110 29V33L114 30L115 31V29L113 28V30H112ZM118 28V27H117ZM119 28H122L121 26L119 27ZM118 28V29H119ZM172 28H175V27H172ZM171 28V29H172ZM36 29V28H35ZM41 29H43V28H41ZM41 29H40V32H41ZM100 29H99V32H100ZM140 29V28H139ZM142 29V28H141ZM170 29V30H171ZM201 29V28H200ZM43 30H45V28L43 29ZM62 30V29H61ZM92 30V29H91ZM95 30V29H94ZM112 30V31H111ZM123 30V29H122ZM159 30H160V28H159ZM173 30V29H172ZM179 30L180 29H178V32H179ZM182 30V29H181ZM207 29H205V31H206ZM21 31V32H22ZM95 31H97V29L95 30ZM102 31V30H101ZM113 31V32H114ZM117 31V30H116ZM133 31V30H132ZM131 31V32H132ZM136 31V30H135ZM198 31H200V30H198ZM20 32V31H19ZM49 32V31H48ZM63 32V31H62ZM120 32V30L119 31H117V33H119ZM122 32V31H121ZM129 32H130V30H129ZM134 32V31H133ZM132 32V33H133ZM139 32H141V31H139ZM138 32V33H139ZM168 32V31H167ZM171 32V31H170ZM175 32V31H174ZM177 32V33H178ZM206 32H208V30L206 31ZM225 32V31H224ZM227 32V31H226ZM31 33V32H30ZM29 33V34H30ZM102 33H105V32H102ZM107 33V32H106ZM124 33H125V30H124ZM158 33V32H157ZM156 33V34H157ZM196 33V32H195ZM18 34H20V33H18ZM22 34V33H21ZM25 34V35H26ZM116 34V33H115ZM226 34V33H225ZM24 35V36H25ZM44 35V34H43ZM61 35H63V34H61ZM61 35H59L60 36V38H61ZM122 35V34H121ZM124 35V34H123ZM140 35V34H139ZM139 35H137L138 37H139ZM158 35H160V34H158ZM174 35V34H173ZM19 36H21V35H19ZM27 36V35H26ZM38 36V35H37ZM39 36H40V34H39ZM55 36V35H54ZM57 36H58V34H57ZM65 36V35H64ZM63 36V37H64ZM69 36V35H68ZM67 36V37H68ZM128 36V35H127ZM143 36V35H142ZM153 36V35H152ZM170 36V35H169ZM177 36V35H176ZM175 36V37H176ZM241 36V35H240ZM239 36V37H240ZM17 37V36H16ZM52 37V36H51ZM50 37V38H51ZM66 37V36H65ZM66 37V38H67ZM70 37V36H69ZM145 37V36H144ZM159 37V36H158ZM174 37V36H173ZM238 37V36H237ZM38 39H39V37H37ZM42 38V37H41ZM57 38V37H56ZM59 38V37H58ZM57 38V39H58ZM65 38V39H66ZM147 38V37H146ZM162 38V37H161ZM160 38V39H161ZM164 38V37H163ZM166 38H167V36H166ZM170 38H171V36H170ZM19 39V38H18ZM46 39H48V38H46ZM63 39V38H62ZM65 39H63L62 41H64ZM133 39V38H132ZM165 39V38H164ZM164 39H161V40H164ZM169 39V38H168ZM29 40V39H28ZM36 40V39H35ZM49 40V39H48ZM68 40V41H67ZM65 42H67V44L68 43H70V41H71V39H67ZM140 40V39H139ZM178 40H180V39H178ZM242 40H244V39H242ZM56 43H55V42ZM61 41V40H60ZM59 41V42H60ZM60 42V43H57L58 42V40H55V38H54V40H53V38H52V41H50L51 43H53L54 44V46L52 45V47L53 48H55L56 49V46H58L59 47V45L61 46V47H63V45H64V43L63 42ZM131 41V40H130ZM130 41H129V43H130ZM133 41V40H132ZM154 41V40H153ZM174 41H177V40H174ZM209 41H213V40H209ZM236 41V40H235ZM237 41H238V39H237ZM240 41V40H239ZM23 42H24V40H23ZM121 42V41H120ZM134 42V41H133ZM159 42H162V41H160L159 40ZM167 42V41H166ZM214 42H216V40L214 41ZM25 43V42H24ZM28 43V42H27ZM49 43V42H48ZM71 43H72V41H71ZM119 43V42H118ZM138 43V42H137ZM172 43H174V42H172ZM176 43V42H175ZM178 43H181V41H178ZM177 43V44H178ZM207 43V42H206ZM237 43V42H236ZM16 44V43H15ZM14 44V45H15ZM63 44V45H62ZM122 44V43H121ZM141 44V43H140ZM152 44V43H151ZM161 44V43H160ZM164 44H165V41H164ZM167 44V43H166ZM240 44H242V43H240ZM20 45H22V42H21V44ZM115 45V44H114ZM113 45V46H114ZM126 45V44H125ZM129 45V44H128ZM183 45V44H182ZM205 45V44H204ZM207 45V44H206ZM237 45H239V43H237ZM25 46V45H24ZM27 46V45H26ZM65 46V45H64ZM69 46V45H68ZM76 46V45H75ZM116 46V45H115ZM140 46V45H139ZM146 46V45H145ZM149 46V45H148ZM158 46V45H157ZM201 46V45H200ZM218 46V45H217ZM118 47V46H117ZM116 47V48H117ZM122 47V46H121ZM124 47V46H123ZM122 47V48H123ZM126 47V46H125ZM141 47V46H140ZM147 47V46H146ZM153 47V46H152ZM155 47V46H154ZM159 47V46H158ZM161 47V46H160ZM166 47V46H165ZM169 47H171V44H170V46ZM168 47V48H169ZM201 47H203V46H201ZM201 47H200V50H201ZM206 47V46H205ZM204 47V48H205ZM18 48V47H17ZM70 48V47H69ZM172 48V47H171ZM198 48V47H197ZM196 48V49H197ZM215 48V47H214ZM236 49H237V47H235ZM239 48H242V46L240 47L239 46ZM15 49H16V47H15ZM24 49V48H23ZM23 49H21V50H23ZM27 49V48H26ZM57 49H60V48H57ZM62 49V48H61ZM60 49V50H61ZM140 49V48H139ZM176 49V48H175ZM195 49V50H196ZM217 49V48H216ZM242 49H245V48H242ZM49 50H51L52 51V49H49ZM59 50V51H60ZM64 50V49H63ZM127 50V49H126ZM129 50V49H128ZM153 50H154V48H153ZM168 49L166 48V52H168L167 51ZM170 50V49H169ZM206 50V49H205ZM205 50L203 51L204 52V54H205ZM215 50V49H214ZM240 52H241V50L240 49H238ZM51 51H49V52H51ZM53 51H54V49H53ZM58 51V50H57ZM138 51V50H137ZM160 51H161V49H160ZM158 49H157V53L155 52V54H160V56H162V54L164 53L163 52V50H162V52L163 53H161ZM173 51V50H172ZM194 51V50H193ZM60 52H62V50L60 51ZM113 52V51H112ZM119 52H120V50H119ZM132 52V51H131ZM160 52V53H159ZM171 52V51H170ZM178 52V51H177ZM194 52H196V51H194ZM198 52V51H197ZM202 52V50H201V53H203ZM247 52V51H246ZM48 53V54H47ZM54 53V52H53ZM111 53V52H110ZM126 53V52H125ZM172 53V52H171ZM192 53V52H191ZM211 53H213V52H211ZM214 53H216V51L214 52ZM248 53H250V52H247V54ZM124 54V53H123ZM128 54V53H127ZM126 54V55H127ZM148 54V53H147ZM165 54V53H164ZM174 54V53H173ZM172 54V55H173ZM195 54V53H194ZM206 54H207V52H206ZM210 54V53H209ZM236 54V53H235ZM245 54L246 53H243V51H242V55H241V57H239V58H237L236 56V60H234V58L233 59H231V58H229L228 60H227V62H225V63H227V64H233L234 63V65L236 64V66H237V63H238V65H240L239 63H242L243 61H245L246 60V58H247V55L245 56ZM31 55V54H30ZM58 56H60V54H57ZM110 55V54H109ZM133 55V54H132ZM149 55V54H148ZM192 55V54H191ZM196 55V54H195ZM201 55V54H200ZM239 55V54H238ZM250 55H251V53H250ZM27 56V57H26ZM98 56V55H97ZM101 56H103V55H101ZM113 56V55H112ZM123 56V55H122ZM128 56V55H127ZM147 56V55H146ZM159 56V57H160ZM164 56V55H163ZM188 56H189V54H188ZM194 56V55H193ZM197 56V55H196ZM210 56V55H209ZM212 56V55H211ZM50 57H53L52 56V53H51V56ZM94 57V56H93ZM107 57V56H106ZM114 57H117V56H114ZM114 57L113 58H111L113 61L112 62H114ZM132 57V56H131ZM152 57V56H151ZM153 57H154V55H153ZM168 57V56H167ZM166 57V54H165V58H167ZM173 57V56H172ZM187 57V56H186ZM199 57H201V56H199ZM204 57V56H203ZM202 57V58H203ZM207 57H208V54H207ZM206 57V58H207ZM232 57V56H231ZM26 58V59H25ZM95 58H97V57H95ZM103 58V57H102ZM102 58H101V60H102ZM109 58V57H108ZM122 58V57H121ZM148 58V57H147ZM161 58V57H160ZM159 58V59H160ZM174 58H176V57H174ZM189 58H190V56H189ZM188 58V59H189ZM195 58V57H194ZM193 58V60H195L196 61V59H194ZM198 58V57H197ZM205 58V59H206ZM53 59V58H52ZM104 59H106V58H104ZM162 59V58H161ZM168 59V58H167ZM170 59V58H169ZM177 59V58H176ZM178 59H180V58H178ZM198 59H200V58H198ZM226 59V58H225ZM247 59H249V58H247ZM41 60V61H40ZM48 60H50V58L48 59ZM128 60V59H127ZM142 60V59H141ZM148 60V59H147ZM151 60V59H150ZM171 60H172V58H171ZM171 60H170V62H171ZM190 60V59H189ZM192 60V59H191ZM216 60V59H215ZM30 61H32V60H30ZM29 61V62H30ZM33 61H35V60H33ZM36 61H35V63H33V65L34 64H36ZM51 61H53V60H51ZM50 61V62H51ZM124 61V60H123ZM125 61H126V59H125ZM123 62L122 64H117V65H120V67H118L117 65H116V63H115V65L118 67V69H120V72L121 71H127L128 69H127V66H124L123 64H125L126 62ZM131 61V60H130ZM134 61V60H133ZM133 61H131V62H133ZM160 61V60H159ZM158 61V62H159ZM167 61H169V60H167ZM178 61V60H177ZM176 61V62H177ZM184 61V60H183ZM211 61H213V59L211 60ZM247 61V60H246ZM50 62H49V65H51L50 64ZM101 62H103V61H101ZM100 62V59H99V63H101ZM105 62H106V60H105ZM108 62H110L109 60H108ZM118 62V61H117ZM122 62V61H121ZM145 62V61H144ZM143 62V63H144ZM180 62H181V60H180ZM185 62V61H184ZM206 62V61H205ZM204 62V63H205ZM48 63V62H47ZM52 63V62H51ZM97 63V62H96ZM99 63H97V64H99ZM107 63V62H106ZM128 63H129V61H128ZM134 63V62H133ZM132 63V64H133ZM192 63V62H191ZM191 63L190 64H187V65H191ZM194 63V62H193ZM196 63V62H195ZM198 63V62H197ZM196 63V64H197ZM208 63H209V60H208ZM210 63H212V62H210ZM30 64H32V63H30ZM54 64V63H53ZM109 64V67H111V65H110V63H108ZM146 65H147V63H145ZM157 64V63H156ZM164 64V63H163ZM177 64V63H176ZM179 64V63H178ZM183 64L184 63H182V65H181V67H183ZM186 64V63H185ZM200 64V66L202 65L201 64V62L199 63ZM207 64V63H206ZM205 64V65H206ZM21 65V64H20ZM38 65V64H37ZM105 65V64H104ZM113 65V64H112ZM131 65V64H130ZM149 65V64H148ZM147 65V66H148ZM180 65H179V68H180ZM186 65V66H187ZM195 65V64H194ZM210 65V64H209ZM208 64H207V66H209ZM213 65V64H212ZM233 65V66H234ZM242 65V64H241ZM240 65V66H241ZM12 66V67H11ZM15 66V65H14ZM52 66V65H51ZM143 66V65H142ZM175 66V65H174ZM178 66V65H177ZM177 66L175 67V68H177ZM186 66L184 65V67H185V69H186ZM215 66V65H214ZM227 65H225V67H226ZM231 66V65H230ZM22 67V66H21ZM30 67H32V66H30ZM44 67V66H43ZM46 67V66H45ZM49 67V66H48ZM104 67V66H103ZM113 67V66H112ZM190 67V66H189ZM189 67H187V69L189 68ZM202 67V66H201ZM10 68V69H9ZM15 68V67H14ZM37 68V67H36ZM36 68H33V69H36ZM41 68V67H40ZM116 68V67H115ZM152 68H154V67H152ZM191 68V67H190ZM194 68V67H193ZM192 68V69H193ZM196 68V67H195ZM199 68V67H198ZM205 68H207V67H205ZM209 68V67H208ZM16 69V71H17V69H18V67L17 68H15ZM110 69V68H109ZM108 69V70H109ZM123 69H125V70H123ZM129 69H131V68H129ZM143 69V68H142ZM145 69V68H144ZM169 69V68H168ZM211 70H213L212 68H210ZM216 69H217V67H216ZM226 69V68H225ZM230 69V68H229ZM107 70V69H106ZM107 70V71H108ZM114 70H116V69H114ZM147 70V69H146ZM166 70V69H165ZM170 70H174L175 71V69H170ZM169 70V71H170ZM199 70V69H198ZM206 70V69H205ZM210 70V71H211ZM215 70V69H214ZM213 70V71H214ZM227 70V69H226ZM20 71V70H19ZM18 71V72H19ZM103 71V70H102ZM110 71H112V69L110 70ZM109 71V72H110ZM177 71H178V69H177ZM192 71V70H191ZM195 71H196V69H195ZM218 71V70H217ZM11 72H13V71H11ZM15 72V71H14ZM106 72V71H105ZM108 72V73H109ZM119 72V73H120ZM152 72V71H151ZM163 72V71H162ZM202 72H204V70L202 71ZM202 72H200L201 74H202ZM206 72V71H205ZM25 73H28V72H25ZM125 73V72H124ZM141 73H143V72H141ZM161 73V72H160ZM168 73V72H167ZM172 73V72H171ZM177 73V72H176ZM181 73H183L184 74V70H183V72L181 71ZM195 73V72H194ZM197 73V72H196ZM195 73V74H196ZM199 73V74H200ZM215 73V72H214ZM116 74V73H115ZM129 74V73H128ZM190 74H192V73H190ZM212 74H213V72H212ZM12 75V74H11ZM95 75V74H94ZM98 75H99V73H98ZM103 75V74H102ZM159 75V74H158ZM163 75V74H162ZM178 75L180 76L181 74H179L178 73ZM177 75V76H178ZM189 76L187 73L185 74V75H183L184 77L185 76ZM9 76H10V74H9ZM93 76V75H92ZM107 76V75H106ZM105 76V77H106ZM112 76H115V75H112ZM121 76V75H120ZM123 76V75H122ZM126 76V75H125ZM124 76V77H125ZM137 76V75H136ZM135 76V77H136ZM144 76V75H143ZM171 76H172V74H171ZM186 76V77H187ZM200 76H202V75H200ZM200 76H198V74L196 75V77L198 78V77H200ZM207 76V75H206ZM14 77H15V75H14ZM102 77V76H101ZM100 77V78H101ZM109 77H111V76H109ZM124 77H122V78H124ZM131 77V76H130ZM129 77V78H130ZM133 77V76H132ZM134 77V78H135ZM148 77V76H147ZM160 77H161V75H160ZM168 77V76H167ZM11 78V77H10ZM96 78H97V76H96ZM104 78V77H103ZM119 78H121V77H119ZM121 78V79H122ZM138 78V77H137ZM143 78V77H142ZM170 78V77H169ZM182 77H180V79H181ZM193 78H194V76L192 77V78H190V76H189V79H191L192 81H193ZM216 78V77H215ZM18 79H19V76H18ZM116 79V78H115ZM126 79H127V77H126ZM132 79V78H131ZM160 79V78H159ZM188 79V78H187ZM186 79V80H187ZM211 79V78H210ZM213 79H214V77H213ZM10 80V79H9ZM15 80V79H14ZM16 80H17V78H16ZM109 80V79H108ZM125 80V79H124ZM133 80V79H132ZM136 80V79H135ZM140 80H141V78H140ZM144 79H142L141 81H143ZM145 80H147V79H145ZM150 80V79H149ZM153 80V79H152ZM162 80H163V78H162ZM184 80V79H183ZM182 80V81H183ZM191 80H189V82L191 81ZM195 80V79H194ZM197 80V81H196ZM192 84H194L195 82H197L196 84H194L193 86H195L196 85V87H193L192 85H191V87H193V88H195L194 89V91L192 90H190L189 88V90H190V92H188L187 94H188V96H185L186 98H185V100L183 99L182 101H181V103H179L180 105H178V103H176L177 104V106L176 107H172L171 106V109H173V108H177L176 109V112H174L173 114H171V112L172 111H175L174 109L172 110V111H170L169 113L171 114H169L170 115V117H169V115H166V121L165 122H163V123H161V124H159L160 125V128L158 129V130H160V131H157V136L154 134V133H152V135L154 134L155 136V138L153 139H151V138H148V140L149 139H151V140H153L152 142H151V146H149L148 144H150L147 140V142H146V145H144L145 144V141H143L144 142V144H141L140 145V147L142 146V145H144V146H146V147H144L143 148V146H142V148L143 149H141V148H137V150H138V152H134L133 150H131V151H125V152H127V153H121L123 156H120V158H121V161H120V163H114L113 162V160L111 159V156L112 155H109L110 156V159L109 158H107V157H109V156H107L106 158H107V160H106V162L105 163H103V164H105L104 166H103V164L101 165V166H103V168L101 167V166H99V167H101V169L102 170H104V172H103V177H102V175H98V178H99V176H100V178H99V182H101L102 183V188H103V190L105 191V190H107V193L109 194V195H111V197H112V194H115L116 192H120V194H122L121 192H123V194L126 192L127 193V190L129 191L128 193H132V192H130L131 191V189L132 188H134V187H136V186H139V185H144L143 184V182H147L149 179L150 180H153L154 178H153V176L154 177H157L158 175H156L157 174V172H161L160 173V175L162 174V175H164V173H165V175L166 176H169V174L171 173V175H173V173H178V172H182V174H181V176H183V178L186 176L188 179H189V177L191 178V179H194L193 177H197V174H196V169H192L191 167L192 166H190L191 164L192 165H194L193 163H196L198 160L196 159L197 158V154H195L196 152H200V154H201V156H200V158H202L201 160H199V162H201V161H205V159L203 160V158H205L206 157V159L208 160V151L210 150L211 152L213 151V150H218V148L220 149V150H218V151H216V152H214V153H212L213 155L214 154H218V155H210V152H209V158L211 159V157H216L217 156V160H220V161H222L221 163H223V161H226L227 163L229 162V164L228 165H232L231 167H233L234 166V164H235V167H237V166H239V168L241 167V168H248V167H250L251 166V164L255 161H257L258 163H259V161H258V159L256 160L255 158H254V155L253 154H251V155H253V156H250L249 154H250V152H253L252 150H254L253 148H251L252 146H251V144L249 145V147L250 148H248V146L247 147H245L246 149H243V148H241L240 147V145L239 146H235V145H233V144H235L234 142L236 141V139L234 140V142H233V140L231 139V138H233V137H231V138H229V137H227V136H229V135H232L233 133V131H231L230 133H232V134H228V133H225V132H223V133H225V134H228L227 136L225 135L224 136V134L222 135V136H220L219 135V137L221 138V137H226V138H219L218 136H216V137H214V135L216 134L217 135V133L219 132V131H217L216 132V130H220L219 129V127H218V129H216L215 130V134L214 135H212L213 137H211V134H210V138H209V135L208 134H206V133H208L207 131H206V128L204 129L205 131H206V133H205V137L203 138H201V141H203V142H206L204 139H207L208 138V142H207V144L205 145V144H203L202 145V142H198L197 141V143H195L196 144V146L197 145H200V146H195V148H191L190 147V143H192V142H190L191 140H188L189 138L191 139L192 137H190L189 136V138H187L186 137V135H185V137L183 138V139H185V140H180V139H178L179 137H177L178 135H180V134H183L182 132L183 131H185L187 128H189V126H191V124L193 125V123L195 122L194 120H193V117L195 118V115L197 116L198 115V109H197V111H196V109L194 110V106L196 105V103L195 102H199V100H198V98H201V100H202V102H201V104H203L204 102H206V98H204L203 96H206V94H205V92L206 93H210V92H207V91H211L212 89H214V85L212 84L214 81L212 80H209L208 79V81L206 82V81H204L205 80V76H202L200 79L198 78V79H196ZM206 80H207V78H206ZM116 82L118 81V80H115ZM122 81V80H121ZM137 81H139V80H137ZM156 81V80H155ZM158 81V80H157ZM167 81V80H166ZM165 81V82H166ZM171 81H176V80H171ZM171 81H169V82H171ZM9 82V81H8ZM124 82V81H123ZM126 82H128V81H126ZM131 82L132 81H130L127 85L124 83V87L125 86H128L129 88L131 87L130 85H131ZM135 82V81H134ZM133 82V83H134ZM143 82H145V84H144V86H142V84H140V86H142L141 87V89H139L140 91H141V93L140 94H138L140 91H138V89L137 90H135L134 89V91H136V93L138 94V96H143L144 97V95L145 96H147V95H149V94H147L150 90V88H151V86L149 87V86H147V87H149L148 88V91H147V93H146V90H147V88L145 89H143V87H145V85L148 83L149 84V82L147 81H143ZM177 82V81H176ZM187 82V81H186ZM189 82H187L188 84H190ZM212 82V83H211ZM1 83V84H2ZM109 83V82H108ZM120 83V82H119ZM132 83V85L134 86V84ZM167 83V82H166ZM0 84V85H1ZM3 84L1 85V86H3ZM8 84V83H7ZM11 84V83H10ZM9 84V85H10ZM130 84V85H129ZM147 84V85H148ZM151 85H153L152 83H150ZM164 84V83H163ZM173 85H174V82L172 83ZM172 84H170V85H172ZM179 85H181L180 84V82L178 83ZM120 86H122L123 84L121 83V84H119ZM135 85H136V83H135ZM137 85H139L138 83H137ZM137 85H136V87H137ZM6 86V85H5ZM104 86V85H103ZM106 86V85H105ZM117 86V85H116ZM132 86V87H133ZM156 86V85H155ZM184 85L182 84V87H183ZM187 86V85H186ZM8 88H10L9 86H7ZM139 87V86H138ZM162 87V86H161ZM167 87H169V88H171L170 86H165V88L163 87V89L161 88H159L158 87V89H160L161 90V92H159V94H162V91L164 90L165 92H166V88ZM174 87H176V86H172V88H174ZM180 87V86H179ZM181 87V89H182V92H183V88ZM218 87V86H217ZM261 89H260V91L262 90V91H264V84L263 85H261ZM2 88V87H1ZM122 88V87H121ZM121 88H119V86H118V88H117V90H124L123 88L121 89ZM155 88V87H154ZM154 88H153V90H154ZM156 88H157V86H156ZM193 88H191V89H193ZM105 89V88H104ZM108 89V88H107ZM106 89V90H107ZM112 89H113V87H112ZM157 89V90H158ZM166 89V90H165ZM177 89V88H176ZM180 89V88H179ZM215 89H216V87H215ZM10 90V89H9ZM9 90H6V87H5V89L4 88H2L1 89V92H0V109H1V107L3 106H5L6 105V102L9 100H7V98H6V96H7V94H9V93H7V91H9ZM109 90H111V89H109ZM116 90V91H117ZM131 90H133V89H131ZM131 90H126V91H119L120 92V94H119V92L117 91H115L116 92V96L114 95V98H115V100L116 99H119V98H116V97H121V98H124V96L125 95H127L126 93L128 92V91H130L128 94H130L131 96H132V94L134 93V91H132L131 92ZM151 90H152V88H151ZM169 90V89H168ZM178 90V89H177ZM177 90H175V88H174V91L175 92H177ZM11 91V90H10ZM113 91V90H112ZM145 91V92H144ZM155 91H156V89H155ZM169 91H172L171 93L169 92V96H168V94H167V92H166V94H167V96L168 97H170L171 98V96H173V95H171L172 93H174L173 92V89L172 90H169ZM186 91V90H185ZM184 91V92H185ZM213 91V90H212ZM216 91V90H215ZM215 91H213V92H215ZM259 91V93H261ZM126 92V93H125ZM153 92V91H152ZM183 92V93H184ZM187 92V91H186ZM227 92V91H226ZM234 92V91H233ZM132 93V94H131ZM144 93V94H143ZM147 95H146V94ZM150 93V92H149ZM155 93V92H154ZM156 93H157V91H156ZM180 94V92L178 91L177 92V94H175V95H177V96H179V94ZM183 93L181 94L182 95V97L184 98V96H183ZM196 93V94H195ZM11 94V93H10ZM111 94H113V93H111ZM121 94H125L124 96L123 95H121ZM135 94V93H134ZM133 94V95H134ZM137 94L135 95V96H137ZM198 94H205V95H200V97H198L199 95ZM211 94H212V92H211ZM210 94V95H211ZM229 94H230V92H229ZM240 94V93H239ZM239 94H234V95H232L231 94V96H227V98H228V101H229V103L228 102H226L227 100V98L224 100L226 103H227V105L228 104H231L230 102H232V103H237L238 104V102H242V101H244V102H246L247 103V99H249L248 98V96L246 97V98H244V94L245 93H242L241 92V94L240 95H242L243 96V98L239 95ZM151 95V94H150ZM149 95V97L151 98V96L152 95H154V94H152L151 96ZM164 95V94H163ZM171 95V96H170ZM175 95H174V97H173V99H175ZM185 95V94H184ZM228 95V94H227ZM262 95H264V93H262ZM111 96V95H110ZM195 96H197L198 98H197V100L196 101H194V97ZM224 96H226V95H224ZM246 96V95H245ZM107 97V96H106ZM126 97V96H125ZM127 97H129V98H131L130 96H128L127 95ZM127 97H126V99H127ZM153 97V96H152ZM163 97V96H162ZM210 97V96H209ZM223 97V96H222ZM137 98V97H136ZM146 98V97H145ZM144 98V99H145ZM164 98V97H163ZM170 98H168V100L170 99ZM202 98H204V101H203V99ZM211 98V97H210ZM215 98H216V96H215ZM218 98V97H217ZM111 99V98H110ZM125 99V98H124ZM141 99V100H140ZM146 99H149V98H146ZM172 99V100H173ZM187 99V100H186ZM212 99V98H211ZM7 100V101H6ZM120 100V99H119ZM127 100H130V99H127ZM138 100V99H137ZM136 100V101H137ZM139 100H140V102L142 101V97H140L139 98ZM167 100V101H168ZM172 100H171V102H172ZM200 100V101H201ZM210 99H208L207 100V103H208V101H209ZM218 100V99H217ZM126 101V100H125ZM130 101H132V100H130ZM153 101V100H152ZM159 101V100H158ZM166 101V102H167ZM170 101V100H169ZM173 101H175V100H173ZM184 101V103H182ZM212 101V100H211ZM223 101V103H225ZM10 102H12L11 100H10ZM116 102H118V101H116ZM138 102V101H137ZM165 102V103H166ZM178 102H180V101H178ZM192 102V103H191ZM210 102V101H209ZM213 102H214V100H213ZM220 102V101H219ZM264 102V101H263ZM131 103V102H130ZM143 103V102H142ZM165 103H163V104H165ZM193 103H195V105L193 104ZM206 103V105H208ZM215 103V102H214ZM225 103V104H226ZM10 104V103H9ZM115 104V103H114ZM133 104V103H132ZM140 104V103H139ZM148 104V103H147ZM175 104V103H174ZM174 104H173V106H174ZM221 104V103H220ZM237 104H236V106H237ZM244 104V103H243ZM123 105V104H122ZM121 105V106H122ZM125 105V104H124ZM136 105V104H135ZM167 105V104H166ZM210 105V104H209ZM212 105V104H211ZM245 105V104H244ZM155 106H157V105H155ZM161 106V105H160ZM225 106V105H224ZM229 106V105H228ZM231 106H233L232 104H231ZM231 106H229V107H231ZM241 106H243V105H241ZM240 106V107H241ZM127 107V106H126ZM125 107V108H126ZM130 107V106H129ZM128 107V108H129ZM145 107H148V106H145ZM154 107V106H153ZM164 107H166V106H164ZM170 107V106H169ZM193 108V110H192V108ZM198 107V105H196V108ZM201 107V106H200ZM199 107V108H200ZM208 107V106H207ZM131 108V107H130ZM136 108V107H135ZM135 108H134V110H135ZM163 108V107H162ZM205 108V107H204ZM121 109H123V108H121ZM143 109V108H142ZM148 109H149V107H148ZM150 109H151V107H150ZM154 109V108H153ZM167 109V108H166ZM201 109H202V107H201ZM201 109H200V111H201ZM208 109V108H207ZM207 109L205 110V111H207ZM228 109V108H227ZM8 110V109H7ZM124 110V109H123ZM126 110V109H125ZM152 110V109H151ZM156 110V109H155ZM204 110V109H203ZM210 110V109H209ZM232 110V109H231ZM235 110V109H234ZM241 110V109H240ZM243 110V109H242ZM1 111V110H0ZM136 111V110H135ZM146 111H148V110H146ZM161 111V110H160ZM239 111V110H238ZM129 112V111H128ZM140 112V111H139ZM145 112V111H144ZM196 112V113H195ZM201 112H203V111H201ZM201 112H200V114H199V116H197V117H201L202 116V114H201ZM263 112V111H262ZM157 113V112H156ZM165 113L167 114V112H166V110H165ZM204 113V112H203ZM228 113H231V111L230 112H228ZM232 113H233V111H232ZM239 113V112H238ZM264 113V112H263ZM137 114V113H136ZM146 114V113H145ZM148 114V113H147ZM146 114V115H147ZM149 114H150V112H149ZM163 114H164V112H163ZM257 114H258V111H257ZM152 115H153V113H152ZM160 115V114H159ZM173 115V116H172ZM201 115V116H200ZM231 115V114H230ZM235 115V114H234ZM255 115H256V112H255ZM264 115V114H263ZM6 116H7V114H6ZM5 116V112L4 111H1L0 112V264H68L67 263V261H68V259H66L65 260V258L63 259V257L61 258L60 256H59V253H57V251L59 250L60 251V248L62 247V250L63 249H66V251H69L75 258H76V260L78 261V260H81L82 261V264H98L99 262L97 261L96 262V260H95V257L93 258L92 256H90V255H87L88 254V252H86L87 254H84L85 252H82V254H79V252L75 249V247L73 246V242H71V241H73V240H71V239H73V238H71V237H73V235H72V227L74 228L75 227V224H76V222H77V220H76V218H75V220L74 221H76V222H70V223H67V222H64L63 220V222L62 221H59L58 219L61 217H59V216H57V211H56V209H55V203H57V202H55L54 203V201L53 200H57L58 199V196L59 195H57V194H55L54 192H53V195L52 196H48L49 198H47L46 200H48V202H46L45 200L44 201H40L39 202V199L38 198H36V197H39V198H41V197H44V196H41V195H45V194H43V193H41L39 196H34L33 194V198H35L34 199V204H33V200L32 201H30V203L32 202V204H30L29 203V199H26V197L28 198L29 196L30 197H32L31 195H29V196H25V193H24V189H22L23 187L21 186L22 185V182H21V185H17V184H19V182H17V180H16V182H17V184L15 183V177L12 175V173L13 172H11V170H14V169H10V166H9V161H10V157H9V152H11L10 151V146H11V144H10V139H12V136H10V131L9 130H11V129H9L8 127H9V122L7 121V117ZM149 116H151V115H149ZM168 116V117H167ZM236 116H238V115H236ZM261 116V115H260ZM259 115H258V117H256V118H259L260 117ZM9 117V116H8ZM160 117H162L161 115H160ZM172 117V118H171ZM228 117V116H227ZM231 117V116H230ZM233 117V116H232ZM263 117V116H262ZM192 118V119H191ZM203 118H205V117H203ZM210 118V117H209ZM208 118V119H209ZM24 119V118H23ZM162 119V118H161ZM200 119H202V118H200ZM208 119H205L206 120V122H207V120ZM232 119V118H231ZM234 119V118H233ZM198 120V119H197ZM23 121V120H22ZM194 121V122H193ZM213 121V120H212ZM217 121V120H216ZM228 120H226V122H227ZM204 122V121H203ZM209 122H211L210 120H209ZM214 122V121H213ZM7 123H8V125H7ZM208 123V122H207ZM185 124H188L189 126L186 128V125ZM198 124V123H197ZM249 124V123H248ZM24 125V124H23ZM152 125V124H151ZM183 125V127L181 128V126ZM185 125V126H184ZM208 125L210 126L211 124H209L208 123ZM206 126L207 128H209V126ZM215 125V124H214ZM213 125V126H214ZM217 126H218V124H216ZM224 125V124H223ZM222 125V126H223ZM20 125H18V127H19ZM21 126H22V124H21ZM154 126V125H153ZM205 126V125H204ZM217 126L216 127H214V128H217ZM185 127V128H184ZM200 126H198V127H196V128H199ZM254 127V126H253ZM24 128H27V127H25L24 126ZM23 128V129H24ZM190 128H192V127H190ZM189 128V129H190ZM194 128H195V126H194ZM252 128V127H251ZM250 128V129H251ZM9 129V130H8ZM20 129H22V128H20ZM185 129V130H184ZM193 129V128H192ZM192 129H190V131L192 130ZM211 129V128H210ZM18 130V129H17ZM16 129H15V131H17ZM24 130H26V129H24ZM170 130H172L173 131V134H176L177 136V141H178V144L176 143V141H175V146L176 147H170V143H172L173 144V141H174V139H176L174 136L175 135H173V134H169L168 135V132L170 131ZM202 130V129H201ZM236 130V129H235ZM254 130V129H253ZM21 131V130H20ZM23 131V130H22ZM172 131H170L171 133H172ZM187 131V130H186ZM204 131V132H205ZM210 131H212V130H210ZM209 131V132H210ZM19 132V131H18ZM151 132V131H150ZM199 132V131H198ZM227 132V131H226ZM156 133V132H155ZM187 133V132H186ZM21 135L23 134L22 132L20 133ZM20 134H17L18 135V139H19V135ZM150 134V133H149ZM201 134V133H200ZM16 135V136H17ZM173 135V136H172ZM184 135V134H183ZM183 135H180V136H183ZM208 135V136H207ZM234 135V134H233ZM146 136V135H145ZM147 136H149V135H147ZM167 136H172L174 139L173 140H171L172 138H168ZM198 136V135H197ZM201 136V135H200ZM207 136V137H206ZM235 136H237L236 134H235ZM22 137V136H21ZM20 137V138H21ZM196 137V136H195ZM195 137H194V139H195ZM140 138V137H139ZM138 138V139H139ZM146 138V139H147ZM181 138V137H180ZM197 138V137H196ZM200 138H199V141H200ZM217 138V140L218 139H220V142H221V140H222V142H221V144H220V146L219 147H215L214 145H215V143H217L218 144V142H219V140H218V142L215 140ZM229 138V139H228ZM136 139V138H135ZM167 139H169V140H167ZM182 139V138H181ZM239 139V138H238ZM241 139V138H240ZM242 139H244V138H242ZM20 140V139H19ZM23 140V139H22ZM21 140V141H22ZM186 140L188 141V147H190L192 150H197L196 152H194L193 153V151H192V153L193 154H191V150L189 151L187 148L188 147H186ZM140 141V140H139ZM150 141V140H149ZM165 141H168V142H165ZM216 141V142H215ZM239 141V143L240 142H242V140L240 141V140H237L236 142H238ZM142 142V143H143ZM179 142L183 145H185V146H182V147H186L184 150H186L187 149V151H189L190 153V156H188L187 157V154H188V152L186 153L184 150H182V147H177V146H179ZM219 142V143H220ZM20 143V142H19ZM126 143V142H125ZM138 143V142H137ZM148 143V144H147ZM186 143V144H185ZM239 143H237V144H239ZM17 144H18V142H17ZM129 144V143H128ZM135 144V143H134ZM133 144V145H134ZM172 144H171V146H172ZM181 144H180V146H181ZM260 144V143H259ZM264 144V143H263ZM263 144H261V145H263ZM19 145H21V144H19ZM136 145H138V144H136ZM135 145V146H136ZM254 145V144H253ZM256 145V144H255ZM255 145H254V148H255ZM122 147V146H121ZM125 147V146H124ZM131 147V146H130ZM138 147H139V145H138ZM213 147H215V149H212ZM244 147V146H243ZM257 147V149L260 147V145L259 146H256ZM132 148V147H131ZM136 148V147H135ZM177 148H179L180 150H182V151H179V149L177 150ZM189 148V149H190ZM17 149V148H16ZM20 149V148H19ZM23 149V148H22ZM116 149H119V148H117L116 147ZM121 149H123V148H121ZM128 149H129V147H128ZM212 149V150H211ZM261 150H263L264 151V147L263 148H260ZM259 149V150H260ZM120 150V149H119ZM125 150V149H124ZM141 150V151H140ZM22 151V150H21ZM20 151V152H21ZM133 151V152H132ZM258 151V150H257ZM262 151V152H263ZM18 152V151H17ZM115 152H116V150H115ZM115 152H113L114 154H115ZM183 152H185V154H186V157L184 156L185 154L183 153ZM218 152V153H217ZM260 152V151H259ZM203 153V154H202ZM248 153V154H247ZM19 154V153H18ZM18 154L17 155H15V156H18ZM22 154V153H21ZM25 154V153H24ZM104 154V153H103ZM109 154V153H108ZM114 154H113V156H114ZM118 154V153H117ZM152 154H153V156H152ZM184 154V155H183ZM257 154H259V153H257ZM144 155H148L149 156V158L151 159V158H153L154 157V159H155V163H156V165H154V163H153V165L154 166H148V168L147 167H145L144 166V163H143V161L145 160V158H144ZM183 155V156H182ZM199 155V154H198ZM248 155L250 156V158L248 157ZM260 155V154H259ZM262 155V154H261ZM260 155V156H261ZM112 156V157H113ZM116 156H118V155H116ZM116 156H114V158L116 157ZM150 156H152V157H150ZM219 156V157H218ZM256 156V155H255ZM259 156V157H260ZM23 157V156H22ZM102 157V156H101ZM196 157V158H195ZM253 157V159H255V160H253V159H251ZM257 157V156H256ZM262 157V156H261ZM113 158V159H114ZM197 160V161H195V159ZM218 158H220V159H218ZM250 160H249V159ZM263 158H264V156H263ZM21 159V158H20ZM105 159V158H104ZM103 159V160H104ZM119 159V158H118ZM146 159H148L147 157H146ZM157 159V160H156ZM209 159V161H211ZM117 160V159H116ZM215 160V159H214ZM263 160V159H262ZM262 160L260 161V163L258 164V163H253L252 164V166H255V164H258V165H260L261 164V162H262ZM97 161H99V160H97ZM118 162H119V160H117ZM117 161H115V162H117ZM160 162V161H164L163 163L162 162H160V164H157V162ZM220 161H218V162H220ZM23 162H24V160H23ZM22 162V163H23ZM102 162H104V161H102ZM212 162H214V161H212ZM211 162V163H212ZM217 162V161H216ZM146 163L148 164V162L146 161ZM162 163V164H161ZM204 163V162H203ZM210 163V162H209ZM210 163V164H211ZM233 163V164H232ZM263 163V165H264V162H262ZM19 164H21V163H19ZM25 164V163H24ZM100 164V163H99ZM150 164V163H149ZM197 164V163H196ZM200 164V163H199ZM209 164V165H210ZM240 164H241V166H240ZM244 164V165H243ZM250 165V166H248V165ZM204 165V164H203ZM202 165V166H203ZM215 165V163L213 164V166ZM222 165V164H221ZM227 165V164H226ZM228 165H227V167H228ZM247 167H246V166ZM262 165V164H261ZM260 165V170H262V171H264V169H262L264 166H261ZM21 166V165H20ZM19 166V167H20ZM244 166V167H243ZM26 167V166H25ZM257 167V166H256ZM193 168H195V166H193ZM238 168V167H237ZM236 168V169H237ZM240 168V169H241ZM99 170V171H102V170ZM204 169V168H203ZM249 169V168H248ZM251 169H253V168H250V170ZM256 169V168H255ZM258 169V168H257ZM256 169V171H258L259 172V169L257 170ZM27 170V169H26ZM197 170H198V168H197ZM230 170V169H229ZM246 169H244V171H241V172H243V173H245L246 171H245ZM250 170H248L249 172H246L247 174H249L250 173ZM23 171V170H22ZM94 171V170H93ZM96 171V170H95ZM231 171V170H230ZM254 170H252L251 171V174L252 173H254L253 172ZM255 171V172H256ZM262 171H260L262 174H264ZM97 172V171H96ZM198 172V171H197ZM200 172V171H199ZM205 172H207L206 170H205ZM232 172V171H231ZM237 172V171H236ZM240 172V173H241ZM259 172V173H260ZM23 173V172H22ZM100 173V172H99ZM202 173V172H201ZM208 173V172H207ZM243 173H241V174H243ZM245 173V174H246ZM257 173V172H256ZM252 174V175H257V174ZM100 174H102V173H100ZM159 174V173H158ZM175 174H174V177H175ZM212 173L210 172V175H211ZM237 174H239V172L237 173ZM15 175V174H14ZM16 175H18V173L16 174ZM156 175V176H155ZM171 175H170V177H171ZM185 175V176H184ZM258 175H260V174H258ZM257 175V176H258ZM24 176V175H23ZM39 176V175H38ZM90 176H91V174H90ZM97 176V175H96ZM96 176H93V177H95V178H97ZM233 176H236V174L235 175H233ZM243 176V175H242ZM256 176V177H257ZM262 175H260L259 177H261ZM13 177H14V179H13ZM40 177V176H39ZM102 177V178H101ZM173 177V178H174ZM180 177V176H179ZM185 177V178H186ZM201 177V176H200ZM205 177V176H204ZM229 177V176H228ZM227 177V178H228ZM237 177V176H236ZM254 176H252L251 178H253ZM256 177L255 178H253V179H250V186H247V187H245V182H244V184H242L241 185V183H243V180H241L242 182H240L239 180V182H240V186H237L236 184H238L237 182H236V184L234 183H232V185L231 186H229L227 189L229 190L228 192H224V190L225 189H222L221 190V188L220 187H222L221 185H218L219 183H217V186H220L219 187V190L217 189V190H215V189H212L211 188V185L212 186H215V184L213 185V183L210 185V188H211V190H210V188H209V186H208V188H209V193L208 194H206L205 192H203V190L200 188V190L202 191L201 193H202V199L200 200V198H198V197H196V199H197V201H193V202H189V201H191V200H189V201H186V202H189V203H187V204H184V202H181L180 200H182L183 201V197H186L187 195H188V193H189V196H187L186 198L187 199H185L184 198V200H188L189 198L190 199H192L191 197L193 196V199L195 200V196H197L198 194H196V193H198V192H194L193 190L195 189L194 187H192V188H194L192 191L194 192V193H191L190 191L188 192L187 191V194H185L186 196H183V194L181 195V193L182 192H184L183 191V188L181 189H178V188H176L177 186H172V184H175L176 182V179H170L171 181L170 182H168V178L169 177H165L166 178V181L165 182H167L166 184H168V185H170V188H167V191L164 189V191L166 192V195H163V197L162 198H165V200H163V199H161V200H163V201H161L162 203H164L163 204V208L162 207H160V209L162 210L163 209V211L165 212V214L167 213L168 215L170 214L171 215V213H172V215L174 214V211L173 210H175V211H178V209H182V210H186V209H188L189 211H191L192 209L191 208H193V207H195V206H199V205H203V204H206L204 207L206 208V207H208L207 205L208 204H211V203H214V206H216L215 205V202H222V201H224L225 202V200L226 199H233V200H231V202H233V201H235L236 199V201H239L240 200V202L242 203V201H241V199L242 200H246L247 199V201H246V203H248L249 202V204H247L248 205V210H250V209H259V208H261V207H263V210L261 209V210H259L260 212H256V214L257 215H259V216H257V221L254 223V224H257V225H259V226H257L258 228H261L262 229V232H263V230H264V175L259 179V178H257L258 180H255L256 179ZM17 178H18V176H17ZM147 178H148V180H147ZM152 178V179H151ZM184 178V179H185ZM203 178V177H202ZM202 178H200V179H202ZM220 178V177H219ZM218 178V179H219ZM226 178V179H227ZM231 178V177H230ZM235 178V177H234ZM239 178V177H238ZM245 178V177H244ZM90 179V178H89ZM93 179V178H92ZM132 179V180H131ZM133 179H138V180H140L139 181V184H137V181L135 180V182H136V184H134V185H130L129 186V184H131V183H129V181H133ZM160 179V178H159ZM158 179V180H159ZM168 179V180H167ZM196 179H198V178H196ZM195 179V180H196ZM208 179H210V177L208 178ZM231 179H233V178H231ZM236 179V178H235ZM247 179V178H246ZM13 180H14V182H13ZM33 180V179H32ZM32 180H30V181H32ZM51 180H53L52 178H51ZM51 180H50V183H51ZM88 180V179H87ZM86 180V181H87ZM95 180V179H94ZM155 180H157V179H155ZM162 180V179H161ZM195 180L194 181H192V180H190L191 182H194L195 183ZM199 180V179H198ZM203 180H205V179H203ZM215 180V179H214ZM222 180V179H221ZM228 180H229V178H228ZM234 180V179H233ZM30 181H28V182H30ZM163 181V183H165ZM201 181V180H200ZM199 181V182H200ZM223 181H224V179H223ZM248 181V180H247ZM253 181V182H252ZM12 182H13V184H12ZM26 182H27V180H26ZM40 182V181H39ZM53 182H54V180H53ZM92 182V181H91ZM134 182V183H135ZM186 182V181H185ZM216 182H217V180H216ZM229 182V181H228ZM232 182V181H231ZM231 182H229V183H231ZM235 182V181H234ZM14 183L16 184L15 186H14ZM38 183V182H37ZM43 183V182H42ZM42 183H41V185H42ZM46 183V182H45ZM44 183V184H45ZM93 183V182H92ZM101 183H99V184H101ZM127 183H129V184H127ZM160 183H161V181H160ZM159 183V184H160ZM183 183V182H182ZM189 183V182H188ZM201 183V182H200ZM210 183V182H209ZM222 183V182H221ZM220 183V184H221ZM249 183V182H248ZM247 183V185H249ZM28 184V183H27ZM33 184H34V182H33ZM32 184V185H33ZM52 184H54V183H52ZM56 184V183H55ZM58 184H60V185H62L61 184V182L60 183H58ZM75 184V183H74ZM77 184H79V183H77ZM81 184V183H80ZM191 185H192V183H190ZM196 184V183H195ZM202 184V183H201ZM223 184V183H222ZM225 184V183H224ZM25 186H26V184H24ZM37 185V184H36ZM39 185V184H38ZM76 185V184H75ZM82 185H83V183H82ZM81 185V186H82ZM93 185H94V183H93ZM98 185V184H97ZM162 186H164V184H161ZM204 185V184H203ZM21 186V187H20ZM28 186V185H27ZM40 186V185H39ZM54 186V185H53ZM52 186V187H53ZM65 186V185H64ZM70 186V185H69ZM79 186V185H78ZM84 186H85V184H84ZM87 186H88V184H87ZM149 186V185H148ZM162 186H160L159 185V187H162ZM179 186V185H178ZM180 186H181V184H180ZM188 186H190V185H188ZM196 186V185H195ZM199 187H202L203 188V186H200V185H198ZM242 186H244V187H242ZM56 187H58V186H56ZM62 187V186H61ZM67 187V186H66ZM72 187V186H71ZM70 187V188H71ZM75 187V186H74ZM76 187H77V185H76ZM83 187V186H82ZM90 188L92 187V186H89ZM89 187L87 188L88 190H89ZM99 187H100V185H99ZM146 187V186H145ZM166 187V186H165ZM169 187V186H168ZM206 187V186H205ZM34 188H36V186L34 187ZM43 188V187H42ZM59 188V187H58ZM95 188V187H94ZM106 188V189H105ZM187 188V187H186ZM186 188H184V189H186ZM30 189V188H29ZM32 189V188H31ZM31 189L29 190L30 192H31ZM37 190H38V188H36ZM44 189V188H43ZM60 189V188H59ZM139 189V188H138ZM161 189V188H160ZM189 188H187V190H188ZM33 190V189H32ZM35 190V189H34ZM36 190V191H37ZM52 190V189H51ZM56 190H58V189H56L55 188V191ZM62 190V189H61ZM96 190V189H95ZM136 190V189H135ZM142 190V189H141ZM190 190V189H189ZM196 191H197V189H195ZM238 190V191H237ZM27 191H28V189H27ZM26 190H25V192H27ZM39 191V190H38ZM60 191V190H59ZM65 191V190H64ZM66 191H68V190H66ZM65 191V192H66ZM90 191V190H89ZM147 191H148V189H147ZM157 191V190H156ZM155 190H154V192H156ZM160 191V190H159ZM182 191V192H181ZM186 191V190H185ZM43 192V191H42ZM52 192V191H51ZM133 192H134V189H133ZM136 192H138V191H136ZM153 192V193H154ZM163 192V191H162ZM162 192H159L160 194L162 193ZM170 192H172V193H170ZM179 192H181V193H179ZM27 193H29V192H27ZM32 193V192H31ZM40 193V192H39ZM57 193H59V192H57ZM94 193V192H93ZM93 193H91V194H93ZM106 193V192H105ZM106 193V194H107ZM112 193V194H111ZM146 193V192H145ZM148 193V192H147ZM164 193V192H163ZM162 193V194H163ZM167 193H169V194H167ZM178 193L180 194V196L182 197H180L179 195H178ZM205 194V196H204V194ZM37 194V193H36ZM57 195L56 197H55V195ZM64 194V193H63ZM91 194H90V196H91ZM96 194V193H95ZM102 194V193H101ZM139 194V193H138ZM157 194V193H156ZM60 195H62V194H60ZM103 195V194H102ZM109 195H105V196H109ZM132 195V194H131ZM134 195H135V193H134ZM141 195V194H140ZM150 195V194H149ZM175 195H178L180 198L178 199L177 198V196H175ZM47 196V195H46ZM94 196V195H93ZM96 196V195H95ZM114 196V195H113ZM124 196V195H123ZM142 196V195H141ZM140 196V197H141ZM151 196H152V194H151ZM159 196V195H158ZM161 196V195H160ZM159 196V197H160ZM175 196V197H174ZM120 197V196H119ZM130 197V196H129ZM135 197H137V194H136V196ZM138 197H139V195H138ZM139 197V198H140ZM153 197H154V195H153ZM189 197V198H188ZM44 198H46V197H44ZM57 198V199H56ZM61 198V197H60ZM84 198H85V196H84ZM87 198V197H86ZM91 198H92V196H91ZM115 198V197H114ZM121 198V197H120ZM132 198H134V197H132ZM142 198V197H141ZM155 198V197H154ZM161 198V197H160ZM159 198V199H160ZM43 199V198H42ZM67 199V198H66ZM109 199V198H108ZM123 199V198H122ZM121 199V200H122ZM152 199V198H151ZM157 199V198H156ZM156 199H153V200H156ZM158 199V200H159ZM235 199V200H234ZM95 200V199H94ZM111 200H112V198H111ZM120 200V202H122ZM135 200V199H134ZM139 200V199H138ZM142 200V199H141ZM140 200V201H141ZM144 200V199H143ZM145 200H146V198H145ZM35 201H37V202H35ZM91 201V200H90ZM96 201V200H95ZM116 201H117V199H116ZM119 201V200H118ZM117 201V202H118ZM124 201V200H123ZM126 201V200H125ZM124 201V202H125ZM151 201V200H150ZM93 202V201H92ZM114 202V201H113ZM112 202V203H113ZM135 202V201H134ZM220 202V203H221ZM45 203H47V205H45ZM72 203H73V201H72ZM91 203V202H90ZM131 203V202H130ZM129 203V204H130ZM146 203V202H145ZM156 203V202H155ZM191 203V204H190ZM219 203V204H220ZM223 203V202H222ZM245 203V204H246ZM87 204V203H86ZM85 204V205H86ZM116 204H118V203H116ZM125 204V203H124ZM137 204V203H136ZM153 205H154V201H153V203H152ZM218 204V203H217ZM232 204H234V203H232ZM75 205V204H74ZM73 205V206H74ZM81 205V204H80ZM91 205V204H90ZM103 205V204H102ZM114 205H115V203H114ZM122 205H123V203H122ZM135 205V204H134ZM141 205H143V202H142V204ZM147 205V204H146ZM153 205H152V208H153ZM244 205V204H243ZM242 205V206H243ZM89 206V205H88ZM129 206H131V205H129ZM155 206V205H154ZM210 206V205H209ZM231 206V205H230ZM229 206V207H230ZM236 206V205H235ZM235 206L233 207V208H235ZM239 206V205H238ZM241 206V207H242ZM68 207H69V205H68ZM82 207V206H81ZM80 207V208H81ZM87 207V206H86ZM122 207V206H121ZM203 207V206H202ZM212 207H213V204H212ZM70 208V207H69ZM72 208H75V207H72ZM116 208V207H115ZM145 208V207H144ZM205 208H203V209H205ZM231 208H232V206H231ZM230 208V209H231ZM237 208V207H236ZM240 208V207H239ZM88 209V208H87ZM102 209V208H101ZM100 209V210H101ZM131 209V208H130ZM149 209V208H148ZM154 209H155V207H154ZM159 209V210H160ZM177 209V210H176ZM191 209V210H190ZM193 209H195V208H193ZM202 209V208H201ZM200 209V210H201ZM245 209H246V207H245ZM58 210V209H57ZM71 210V209H70ZM99 210V209H98ZM105 209H103V211H104ZM196 210V209H195ZM194 210V211H195ZM198 210V209H197ZM236 210V209H235ZM76 211H78V210H76ZM87 211V210H86ZM91 211V210H90ZM127 211V210H126ZM133 211V210H132ZM139 211V210H138ZM143 211V210H142ZM180 211V210H179ZM203 211V210H202ZM223 211H224V209H223ZM237 211H239V210H237ZM236 211V212H237ZM245 211V210H244ZM247 211V210H246ZM85 212V211H84ZM89 212V211H88ZM128 212V211H127ZM159 212V211H158ZM161 212V211H160ZM171 212V213H170ZM182 212V211H181ZM193 212V211H192ZM209 212V211H208ZM231 212V211H230ZM248 212V211H247ZM253 212H254V210H253ZM72 213V212H71ZM89 213H91V212H89ZM88 213V214H89ZM95 213V212H94ZM97 213V212H96ZM99 213H100V211H99ZM106 213V212H105ZM142 213V212H141ZM145 213V212H144ZM187 213V212H186ZM185 213V214H186ZM206 213V212H205ZM217 213V212H216ZM224 213V212H223ZM222 212H221V214H220V216L223 214ZM98 214V213H97ZM104 214V213H103ZM108 214V213H107ZM115 214H116V212H115ZM152 214V213H151ZM164 214V213H163ZM176 214V213H175ZM192 214V213H191ZM233 214H235V215H238V213L236 214V213H232V215ZM244 214V213H243ZM60 215H62L61 213H60ZM85 215V214H84ZM90 215V214H89ZM96 215V214H95ZM100 215H102V214H100ZM117 215V214H116ZM142 215H143V213H142ZM146 215H147V213H146ZM167 215V216H168ZM171 215V216H172ZM179 215V214H178ZM182 215H183V213H182ZM213 215V214H212ZM246 215H248V214H246ZM58 218H57V217ZM73 216H74V212H73ZM94 216V215H93ZM98 216V215H97ZM108 216V215H107ZM114 216V215H113ZM132 216V215H131ZM139 216H140V214H139ZM174 216V219H175V215H173ZM185 216V215H184ZM231 216V215H230ZM230 216H228V220L230 221L231 219H235V218H233V217H235V216H231V218H230ZM82 217H85V216H82ZM90 217V216H89ZM109 217V216H108ZM112 217V216H111ZM117 217V216H116ZM146 217V216H145ZM148 217V216H147ZM146 217V218H147ZM170 217V216H169ZM168 217V218H169ZM222 217V216H221ZM254 216H252V218H253ZM63 218V217H62ZM86 218V217H85ZM88 218V217H87ZM95 218H96V216H95ZM103 218H104V216H103ZM141 218V217H140ZM145 218V219H146ZM210 218V217H209ZM215 218V217H214ZM213 218V219H214ZM218 218V217H217ZM217 218H215V220L217 219ZM237 218H239V217H237ZM101 218H99L98 220H100ZM128 219V218H127ZM145 219H143L144 221H146ZM173 219V220H174ZM71 220V219H70ZM69 220V221H70ZM83 220V219H82ZM92 220V219H91ZM91 220H90V222H91ZM103 220V219H102ZM111 220V219H110ZM121 220H123V219H121ZM142 220V221H143ZM208 220V219H207ZM211 220V219H210ZM218 220V219H217ZM227 220V221H228ZM232 220V221H233ZM254 220V219H253ZM66 221H68V220H66ZM115 221V220H114ZM137 221H138V219H137ZM143 221V222H144ZM172 221V220H171ZM170 221V222H171ZM212 221V220H211ZM220 221V223H221V221L222 220H219ZM219 221H218V223H219ZM228 221V222H229ZM251 221H252V219H251ZM250 221V222H251ZM90 222H88V223H90ZM98 222V221H97ZM96 222V223H97ZM112 223H113V221H111ZM135 222V221H134ZM141 222V221H140ZM142 222V223H143ZM148 222V221H147ZM146 222V223H147ZM170 222H169V224H170ZM174 222V221H173ZM243 222H244V220H243ZM246 222V221H245ZM253 222V221H252ZM73 223H74V225H73ZM78 223V222H77ZM81 223V222H80ZM80 223H78V224H80ZM83 223V222H82ZM82 223L80 224V225H78V226H76V227H79L80 228V226H83L84 224L86 225V223H85V221H84V224L82 225ZM92 223V222H91ZM96 223H94L95 224V226L97 225ZM108 223V222H107ZM116 223V222H115ZM137 223H139V222H137ZM145 223V222H144ZM143 223V224H144ZM207 223H209L208 221H207ZM211 223V222H210ZM215 224H218L217 222H214ZM223 224H224V222H222ZM229 223H231V224H229ZM227 225H225V226H223L222 227V229L223 230H225V233L227 232H229L228 234H230V235H228V238H229V236H230V240L231 239H236V240H238V238H239V236H237L236 235V229L237 228H235V227H237V226H235L231 221L229 222ZM240 223V222H239ZM93 223H92V226L94 225ZM114 224V223H113ZM119 224V223H118ZM122 224V223H121ZM140 224V223H139ZM175 224V223H174ZM174 224H172V225H174ZM236 225L238 224V223H235ZM246 224H250V223H246ZM77 225V224H76ZM105 225V224H104ZM131 225H132V223H131ZM134 225V224H133ZM142 225V224H141ZM148 225V224H147ZM220 225V224H219ZM240 225V224H239ZM238 225V226H239ZM251 225V224H250ZM249 225V226H250ZM101 226V225H100ZM118 226V225H117ZM122 226V225H121ZM120 226V227H121ZM127 226V225H126ZM85 227V226H84ZM83 227V228H84ZM91 226H89V228H90ZM96 227H98V226H96ZM102 227V226H101ZM109 227V226H108ZM110 227H112V226H110ZM110 227L108 228L109 230H110ZM124 227V226H123ZM129 227V226H128ZM135 227H136V225H135ZM139 227H141V226H139ZM147 227V226H146ZM241 227V226H240ZM254 227V226H253ZM256 227V228H257ZM88 228V227H87ZM88 228V229H89ZM91 228H93V227H91ZM90 228V229H91ZM98 228H100V227H98ZM103 228V227H102ZM115 228V227H114ZM117 228H119V227H117ZM239 228V227H238ZM82 229V228H81ZM87 229V230H88ZM94 229V228H93ZM92 229V230H93ZM108 229L106 228V229H103V230H105V231H107L108 232ZM112 229V228H111ZM116 229V228H115ZM128 229V228H127ZM140 229V228H139ZM255 229V228H254ZM260 229V230H261ZM78 230H80V229H78ZM84 230V232H85V229H83ZM97 230V229H96ZM100 230V229H99ZM98 230V231H99ZM131 230V229H130ZM144 230V229H143ZM146 230V229H145ZM144 230V231H145ZM219 230V229H218ZM227 230V231H226ZM81 231V230H80ZM95 231V230H94ZM120 231H121V229H120ZM214 231V230H213ZM259 231V230H258ZM79 232V231H78ZM101 232V231H100ZM100 232H98V233H100ZM115 232V231H114ZM119 232V231H118ZM128 232H129V230H128ZM215 232V231H214ZM216 232H217V230H216ZM215 232V233H216ZM75 233V232H74ZM73 233V234H74ZM89 233V232H88ZM93 233V232H92ZM109 234H110V232H108ZM112 233V232H111ZM120 234H121V232H119ZM141 233V232H140ZM145 233V232H144ZM147 233V232H146ZM208 233V232H207ZM206 233V234H207ZM82 234V233H81ZM101 234H103V233H101ZM108 234V235H109ZM116 234H118V233H116ZM129 234V233H128ZM127 233H126V235H128ZM255 234V233H254ZM258 234V233H257ZM260 234V233H259ZM75 235V234H74ZM85 235V234H84ZM87 235V234H86ZM90 235H91V233H90ZM95 235H97V234H95ZM104 235H107L106 233L104 234ZM111 235V234H110ZM123 235V234H122ZM137 235H138V233H137ZM101 236V235H100ZM99 236V237H100ZM114 236H115V234H114ZM142 236H143V238H145L144 236L145 235H143V234H140V239L142 238ZM224 236H226V234L224 235ZM70 239H69V238ZM104 237V236H103ZM120 237V236H119ZM134 237V236H133ZM137 237V236H136ZM146 237H148V236H146ZM153 237V236H152ZM156 237V236H155ZM67 238L70 240H67ZM83 238V237H82ZM121 238V237H120ZM125 237H123V239H124ZM142 238V239H143ZM148 238H150V237H148ZM76 239V238H75ZM139 239V238H138ZM145 239H147V238H145ZM144 239V240H145ZM197 239V238H196ZM198 239H200V237L198 238ZM202 239V238H201ZM255 239V238H254ZM127 240H129V238L127 239ZM131 240H133V238L131 237ZM134 240H135V238H134ZM137 240V239H136ZM144 240H140V241H144ZM149 240V239H148ZM236 240H234V242H236ZM81 241V240H80ZM80 241H79V243H80ZM85 241V240H84ZM88 241V240H87ZM152 241H154V240H152ZM13 242H15L14 243V249H12L11 248V246L13 245ZM76 242H77V239H76ZM139 242V241H138ZM145 242V241H144ZM150 242V241H149ZM242 242V241H241ZM240 242V243H241ZM11 243H12V245H11ZM154 243V242H153ZM155 243H157V242H155ZM188 244H189V242H187ZM190 243H191V241H190ZM238 243V242H237ZM237 243H235V244H237ZM77 244V243H76ZM81 244V243H80ZM84 244V243H83ZM142 244V243H141ZM149 244V243H148ZM158 244H160V243H158ZM246 244V243H245ZM154 245V244H153ZM157 245V244H156ZM35 246V247H34ZM76 246V245H75ZM79 246V245H78ZM77 246V247H78ZM87 246V245H86ZM145 246H148V245H146L145 244ZM185 246V245H184ZM192 246V245H191ZM245 246V245H244ZM80 247V246H79ZM90 247V246H89ZM151 247V246H150ZM154 247V246H153ZM160 247L161 248H163V246H161L160 245ZM159 247V248H160ZM168 247V246H167ZM186 247V246H185ZM185 247H178L179 248V250L180 251H183V252H187L188 251V249L186 248L185 249ZM187 247H190V246H187ZM256 247V246H255ZM254 247V248H255ZM156 248V247H155ZM165 248V247H164ZM163 248V249H164ZM183 248V250H181ZM250 247H248L247 249H249ZM68 249V250H67ZM166 249V248H165ZM169 249V248H168ZM167 249V250H168ZM172 249H174V248H172ZM236 249V248H235ZM241 249H243V250H241ZM241 249H239V250H241V251H239V250H237L236 249V252H234V255H232V254H230V255H228V257L226 256V258H227V260H228V258L229 259H231V257H232V259L231 260H234V258L236 257V254H237V256L238 255H240V257H245V259L244 258H242V259H244V260H246V257H249V259L251 258V256H250V254L249 255H247L246 254V252H248V250L246 251L245 249L246 248H241ZM256 249V248H255ZM255 249H254V251H255ZM90 250V249H89ZM150 250V249H149ZM158 250V249H157ZM177 250L178 249H176V251L175 252H177ZM178 250V251H179ZM65 251V253H67ZM92 251V250H91ZM153 251H155V250H153ZM152 251V252H153ZM162 251V250H161ZM192 251V250H191ZM168 252V251H167ZM189 252H190V250H189ZM250 252V251H249ZM256 252H259V250L258 251H256ZM264 253V251H263V249H261L260 250V253H259V259L262 257V254ZM92 253V252H91ZM164 253H165V251H164ZM188 253V252H187ZM231 253V252H230ZM262 253V254H261ZM166 254V253H165ZM180 254V253H179ZM241 254H242V256H241ZM251 254H252V252H251ZM69 255V254H68ZM183 255H185V254H183ZM190 255V254H189ZM256 255H258L257 253H256ZM256 255H255V257H256ZM66 256V255H65ZM234 256V257H233ZM71 257V256H70ZM239 257V256H238ZM67 258H68V256H67ZM77 258H79V259H77ZM224 258V257H223ZM102 259H104V258H102ZM262 259H264L263 257H262ZM71 260V259H70ZM98 260V259H97ZM224 260V259H223ZM231 260L230 261H228V262H226V263H229L230 262V264H236V262H234V263H232L231 262ZM247 260H248V258H247ZM241 261V260H240ZM239 261V262H240ZM257 261H258V257H257ZM261 261V260H260ZM263 261V260H262ZM221 262H223V261H221ZM237 262H238V260H237ZM246 262V261H245ZM256 262V261H255ZM104 263V260H103V262H102V264ZM219 263H220V261H219ZM224 263V262H223ZM259 263V262H258ZM80 264V263H79ZM107 264V263H106ZM237 264H242V262H240V263H237ZM246 264V263H245ZM261 264V263H260ZM263 264H264V261H263Z\"/></svg>",
	"mask_w": 264,
	"mask_h": 264
}]
</instances>
